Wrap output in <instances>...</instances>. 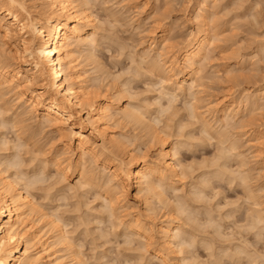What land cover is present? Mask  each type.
I'll list each match as a JSON object with an SVG mask.
<instances>
[{"label": "bare ground", "instance_id": "obj_1", "mask_svg": "<svg viewBox=\"0 0 264 264\" xmlns=\"http://www.w3.org/2000/svg\"><path fill=\"white\" fill-rule=\"evenodd\" d=\"M186 1L192 5L193 3H191V2L194 0H167V1H165L166 2V9L164 7L165 5L164 6L162 5L163 6L162 8H160L161 7V5H160L159 8L162 10L160 11L159 15L156 16L155 15L156 12H154L155 14H153V15L150 14L151 17L155 16V18L157 19V17H158V19L157 20L155 19L156 21L154 20L155 21V23L153 24L154 26H153V28L150 29L154 35H152L153 39L151 41V44L149 45V48L145 47L146 50L142 49V50H144V52L142 54H140L139 52L137 54V52H136L137 50L133 53L131 52V50H129L131 52L130 57L132 55L131 61L134 62L136 60V58L133 57L136 55L137 58H140L139 61H141V63H144L143 61H145V63H146V64L144 63L145 65H148V64L150 65V66L148 65V67H149L148 68L145 65H144V67H141L143 65V64H141L140 65V67L142 68L141 69V68H139V62L138 61H137L138 64H136L137 66L135 65V62L133 63L134 64L133 65L130 61V64H132V66H134L135 68L133 67V69H134V71H133L131 69L132 68L131 65L128 64L130 66L131 70H129V72L127 71L126 73H127V75L129 73H131L130 74V75H132L131 79L134 78V80H135L137 78V77L135 78V76H138L136 73L139 74V72H140L141 74H143L148 69V71L151 70L152 72L156 73L158 75V76L157 75L156 76L159 77L158 79L161 80V81L160 80L158 81V79H157V81L160 82V84H162V87H161V85L159 86L158 85L159 83H157V82H156L157 84L153 83V86L150 87L154 90L155 93L158 90H157V88L154 89V87H160L163 89V90H161L162 93L160 92L161 96L160 97L158 96L159 97L158 99L152 98V100L154 99V102L150 103V101H152V100H150V101H148V100L151 97L145 98V99H147V102L144 101L145 99L141 102L142 94H144V96H145V94L146 93L148 94V92L144 91L146 93H142V94H139L137 92L134 93L135 91H133V87H130L131 84H129V86L128 85L126 86L123 84V82L126 84L127 81L126 82L124 81L126 79H124L122 82H120L121 85L123 86V88L121 86L122 89L117 88V87H116L117 88L116 89L114 87V85L116 86L117 79H119L121 76L116 77V83L114 81L115 84L113 83V89H112L113 91H115L114 90V88H115L116 92L118 94H120L119 99H116L118 96L117 93H115V94L113 93V95H110L112 92L110 94H105V92L107 93L109 91L105 90L103 92L102 90H104V89L101 90V88H102L101 84H97V85H101L100 89H99V88H95V86H97V85H94L93 83H91L94 79L96 80L95 82H98L102 78V77L99 78L100 77V76H98L99 74L96 77L95 74H97V73H94V71H92V69H90L91 72H93L95 75V77L93 79H90V78H92L93 75H91V74H93V73H90L89 69H88L89 66L96 65V62H98L97 64H99V65L102 64L101 63L102 61L100 63H99V61H97L98 57L96 56L99 53L98 50H96V49L99 47V45L101 46V44H99L98 46H97V44L99 43L98 41H101V39L98 40V36H97L100 34H97L98 33L97 29L99 27L95 23L96 19L93 16V15H95L92 11L93 10L92 7L93 6L95 7V3L93 1L92 2L94 5H92L91 0H0V34L2 35L1 37H3V39H1V38L0 39L4 41V44H2V42L0 44V129H1L0 130V264H87L88 262H90V261H88L89 259L87 257H86L88 259L87 261H84L86 259L85 257L83 259L81 258V252L84 250L83 245L81 248H78L79 251L76 250L77 249L76 246L80 247L81 243H80V245H76L77 243H75L76 242L75 239L81 238L82 236L76 237L74 239L73 234H75V236H77L79 233H77V234L74 233V229H78V230L80 229L81 230V228H83L84 226H85L84 228H86V229L84 230V228H83L81 230V232L85 231V233H86L87 228L89 229L88 231H92L91 225L94 223H91V221H92L91 217L93 218V216H94L93 212L97 211L99 213V215H101L100 214L101 210H100V212L98 209L96 210L97 207L99 208V205H98L99 203L97 202L98 204H96V202H94L97 199H101L103 201L101 203L102 205L100 204V206H102V207H100V209L103 208V210H104L103 211L104 214L103 213L102 214L104 216H106L107 215L106 212H108V215H107V217H104V218H102L103 215H101V218H98L99 215L98 216L95 215L97 217H95L93 219L94 221H92V222H95V219H96L97 223L100 222L102 224L104 222V220L106 222L105 218L108 219L107 222L109 220L111 221V223H110V221L108 222L111 224V225L110 224L109 225L112 227L111 228L112 230L110 229V231L115 232L118 236L124 235V237L122 239V243H120L121 241L119 238H116V239H118L116 241H118L120 245L123 244V245L130 246L132 244L131 245L132 247H129L130 249L127 248L128 250H130V252H129L130 256L134 258L132 260L130 257V259H129L130 262L131 261L133 262L135 260V257H136L137 258L136 260L137 261L139 260V262H138L139 264L146 259H148V261H150V262L159 260V262H160L159 264H171L168 262V258L171 255H173L172 257L174 259H176V258L179 260L181 259V261H187V260L189 261L193 258L195 259V257H197V261H198V260H201L202 258L198 259L200 254H197L199 256H196L195 253H198V251H196L195 249L199 244L202 243L204 245L203 247L204 248L206 247V249H208V250H206L207 251L206 253L209 254L208 256H210V257L213 256L214 257L213 260L215 259L214 261H216V257H217V260H218L217 262H220L222 264V262H221L222 260L220 259V256L223 254L225 255V253L222 252L223 254H221V253L216 252L217 249H220L219 247L221 244L219 245V247L218 246L216 247L215 245H218L220 242L218 244L216 243L213 245V243H215L213 241H217L218 239L212 240L211 238L213 236L212 237L210 236L211 237L210 238L207 234L209 231L204 233L203 229L200 228L198 230H196V229L194 230L193 229L194 227L191 228L193 230H191V229L189 230V228H187V226H186L187 222L191 221V223H194V224L197 223V224L202 225V226H203V224H205V227H203V228H206V226L209 228V226H211L209 229L214 228L213 229L214 231H212V234L214 232L215 234H217L218 237H219V235H221L220 238L222 237V234L224 232H225L224 234H226V231L222 230V228H224V226L222 227V225H223L222 224L223 223L222 217H221L222 218L221 221H220V219L218 220L214 216V214H211L213 212L211 210H206L204 212L205 215H200V213L203 212L202 210L201 211L198 210L201 206L198 207V205H197L198 209L196 208V206H195V208H194V206H192L193 201L196 202V200H200V202H201V199L207 200L206 199L207 197L210 198V194H209L210 191L207 192V186L209 185L208 186V188H209L210 185H213L215 183V182H212L213 178L211 176H213V175L222 176V178L228 177L229 179L227 178L226 180H230L229 182H231V183L232 182H234V183L238 182L247 188L249 195L254 200L253 203L255 204V206L251 208L252 210L250 209L252 212L250 214L248 213L250 216H249V218H247L249 220V223H248L249 227L247 226V228L256 229V230H254L255 236L256 235L257 236L262 235L259 233V230H261V228L264 227V208L259 207L260 206L259 204L262 203V201H260L261 193L259 194L260 189L262 187H260V189H259V187L256 185L257 188L259 189L258 190L256 187H254L255 184H254V186H252L253 183L250 184L251 183L250 181L252 180L253 175H255L252 172L253 169H255V167H254L255 164H259L258 162H260V163L264 162V148H263V146H264V129H260V128L257 129L255 127V125L258 123V120L260 119V117L262 115V112H264V110H263L264 109V84H262L263 87L259 86V88H256L255 90H253V88H252L253 91L248 89L249 91H251L249 93H248V90H247V92L244 91L246 93L244 95L242 94L243 97L240 94L241 92H239V94L242 97V98L241 97L240 98L242 100L240 98H239V100H237V99L232 97L233 95L235 97L236 94H233L231 96L232 97L231 99H229L230 96H228V98H227L226 95H225L226 98H220L219 97L216 99H212L214 97L210 98L211 94L213 95L214 92H215V95L219 94V93H216L215 90H214V92H212L213 89H215V87L217 88V90H219V89L222 90L225 87V86L224 87L222 86V88H221L220 85H218L221 83V81H223V80H219L220 82H216L215 84L211 83V85L217 84L215 87L211 86L208 83L210 85V88L213 87L212 90H210L208 87V90H210V92L206 90L207 88L205 89V91L207 93L208 92L210 93L209 96L207 95V93L205 91H203L206 93L207 98H209V100L207 101L205 94H204L205 98L204 97H203L204 99L202 98V96H201L202 93L200 95V92H202V90H204V87H203V85H201V83L205 84V82H209V81H206L207 78L204 77L205 74L207 75L209 73L207 75V77L208 76L212 77V76H210V74L212 75L214 70H215L214 73H216L215 67H217V69H218V67H220L219 65H221V64H219L216 66V63L218 64L217 61H216V63H214L215 62L214 60L216 59L215 58L216 55H215V57H211V56L215 54V51H217L216 49H218L220 46H222L223 39L224 38L226 39L229 35L227 34V32H225V33L223 32L224 34L221 33L224 29L223 30L221 29V31H218L219 29L217 30L218 33L220 32L221 34L220 33L218 34L217 31L213 32V30H216V28H217L216 23L218 24L221 21L224 24V22H225V20H223V17L221 16V14L218 13V11L222 12V13L224 12L223 10L220 11L222 9L221 8L222 4L220 3V0H217L216 1L217 3H215L214 0H213L214 3L211 2L212 0H210V1H208V0H196V1H194L195 7H194V5L191 6L189 4L191 7H194L193 9L195 10V13H196V16H193L196 18V19L194 18V21L195 20L197 21V24L194 25V26H196V28L192 29L190 27L192 29L191 32L189 31L190 34H187L188 37L184 41H182L181 43L180 42L178 43L176 41H173L174 42L173 43L171 40H173L176 37V35H175V37L173 36V38H171V36L174 33L173 30H175V29H172L173 33L171 32L172 34H170V36H169L167 34V31H168L167 29L169 27L167 29L160 28V27L162 25H164L163 27H165V24H167L165 20L168 21L167 18H169V20L171 19L170 13L173 14V11L175 10L174 7L177 8V6L179 4L181 6L182 3L186 2ZM223 1H222V3H223ZM259 1H257V3L261 5L262 4L261 2L263 0L260 3H259ZM209 2H211V4L213 3L214 5L217 4V6L215 5L216 6L215 7L212 4L215 7L214 8L212 5H210ZM240 2L242 3V1H240ZM90 3H91V5H90ZM236 3H239V2H236ZM257 3H254V4L256 5ZM163 4H164V2H163ZM258 4H257V6H255L256 8L254 11H257ZM183 5H184V7H183L184 10L189 9L188 5H187L188 9H187V7L185 8L186 4H183ZM218 5H220V8H221L220 10H219ZM225 5H222V6L224 7ZM239 5H240V3H239ZM251 5L254 7V5L252 3H251ZM262 5L259 6V8L261 7L260 9H262ZM239 7H241V5ZM91 8H92V10H91ZM211 8H212V10H213V8L214 9L218 8L217 9L218 10L217 11L218 16H221V17H219L220 19H218V22H217L218 16L215 13L216 10L211 11ZM227 8H229V7H227ZM232 8H231V10H232ZM259 8H258V10H260ZM158 9H156L157 14L159 12ZM226 9H224V10L226 11ZM263 9H264V5H263ZM109 10L111 11V8H109L108 11ZM113 10H115V9H113ZM171 10H172V12H170ZM237 10L240 11V9H238V8H237ZM191 11H193V10H191ZM233 11H234V9H233ZM251 11H253V10H251ZM260 11H263V10H260ZM161 12H164V14ZM227 12H229V10H227ZM236 12H234V13H236ZM115 13H116V11H115ZM234 13H231V11H230L231 16L229 15L227 17H233ZM256 13H258V18H256L257 15L256 14L253 15V13L251 16H253L254 19H252L251 16H249V17L252 20L256 19L255 20L256 22L255 21H253V22L258 25V22L262 21L263 18H261V20H260V17H262L261 16L262 12L257 11ZM116 14H115L114 18H118ZM215 14L217 17H214ZM227 14H229V13H226V15ZM240 14H242V12ZM108 15L106 14V16H108ZM111 15L112 16L114 15V11H113V13H111ZM111 15H110V18H111ZM236 15L238 16L239 14H236ZM122 16L123 15L119 16V18ZM240 17L242 18V15ZM246 17H248V15ZM114 18H111V19L114 20ZM189 18L191 19V17H189ZM179 19H181V18H179ZM179 19H177V20L175 19V21H177L176 23H179V21H180ZM232 19L231 20L228 19V21L226 19V22L229 23L230 21H234L236 19V17H234L233 20ZM116 20L117 19H115V22H116ZM212 20H213V22H211ZM214 20L216 23L214 22ZM238 20L241 22L240 19H237V21L235 20V23L234 22L233 23L230 22V23L231 24H237L239 22ZM257 20H260V21H257ZM119 21H120V19H119ZM253 22H252V24H250V26H252V27L254 24ZM141 23L142 22H140L139 25H141ZM194 23H196V22H194ZM214 23H215V25H214ZM228 23H226V24H228ZM263 23L264 22H262L261 25H263ZM174 24H172V25H174ZM223 24H222V28H223ZM239 24L240 23H238L237 27L236 26H234V27H236V28L240 27ZM241 24H243L244 26L246 25V24H244V22L243 23L241 22ZM172 25H171V27H172ZM243 25H241L240 29L243 28V30H244ZM250 26H248V27L250 28ZM248 27H247V29H248ZM252 27L250 28L252 31L250 33H253L254 32L253 30H255L256 28H259L257 26L255 29H254L255 26L253 28ZM172 28H174V27H172ZM219 28H221V25H219ZM237 30H238L237 32H239V28ZM257 30H255V31H257ZM226 31H227V29H226ZM159 32H160V34H159ZM226 34H227V36H223L224 38L221 36L222 39H219V42H216L217 45L218 44L220 45L222 43L220 46L218 45L219 47L217 48V46L215 44V40L217 39V37L220 38L219 35H226ZM245 35H246V33H245ZM255 35H256V33H255ZM248 36H249V33H248ZM259 36H260V34H259ZM259 36L257 35L258 38H259ZM110 37H112V36H110ZM254 38L257 41L258 38H256V37H254ZM254 38H253V40H255ZM225 39H224V41L226 42L227 40H225ZM229 39H231V38H229ZM235 39H237V38L235 37L234 40ZM261 39L263 40V37ZM234 40L232 42L236 41V40L235 41ZM241 40H243V39H241ZM251 40H252V38H251ZM262 40H261V42H264V40L263 41ZM216 41H218V39ZM229 41H231V40H229ZM117 42H119V41H117ZM225 42H224L223 46H226ZM261 42L259 40L258 43L260 44ZM119 43L123 44L121 42H119ZM256 43L254 45H256ZM120 44L117 46H120ZM124 44H126V43L124 42ZM127 44L129 45V43H127ZM228 44H229V42H228ZM228 44H227V46H228ZM232 44H235V43H231V47H232L231 50L233 51V47L235 48L236 44H235V46H232ZM121 46H123V45H121ZM244 46H242V45H241V47L238 46L239 48L237 47L236 50L234 49L235 51H233V52H236V51L240 52ZM253 46L251 44V48H253ZM257 46H258V44H257ZM7 47H9V48L7 49ZM125 47H123L124 50H125ZM214 47H216V49ZM262 47H261V50L263 49ZM130 48H131V46H130ZM222 48H223V52H224L225 47H222ZM214 49H215V51H214ZM219 49L221 50V47ZM239 49H241V50H239ZM84 50H86V52ZM121 50H119V52H123L124 54L126 53V55H129V54H127L128 48H127V50H125V52L121 51ZM151 50H154L155 52H157V54L154 55L155 52L153 51L154 52L153 53ZM261 50H260V52L257 50L256 53L254 52L255 54L252 53L253 56L255 57L258 55V59H260V58L262 59V56L259 55L263 52ZM96 51H97V54H96ZM226 51L227 50H225V54L228 53V52L226 53ZM82 52L83 53L85 52V54L87 53V55H85V58L87 59L88 62L85 61L86 62L85 65L81 67L79 64L80 60L78 61V59H79L78 57H79V55L83 54ZM151 52L153 55L151 54ZM218 52H216V54ZM220 52L223 53L222 50ZM242 52H240V53H242ZM247 52H249V51H247ZM80 53H82V54H80ZM240 53H238V52H237V54L228 53L227 55L229 57H230V55H232L233 56L232 58H235V57L239 56ZM223 54H219L221 56L220 57L217 56V57H219L220 60L218 58L216 60L221 62L222 61L221 57H224L228 61L229 57H227V55L224 56ZM250 55L249 56L247 55L248 57H250V58H248V57L247 58L252 60ZM98 56H99V54H98ZM259 56H260V58H259ZM239 57H241V56H239ZM133 58L135 60H133ZM255 58H256L258 63L255 60H253L252 62H255L259 68L261 67V69H263L262 66H259V65L262 64L261 62H263L264 59H262V61H260L257 59V57H255ZM244 59H241V60H244ZM207 60H209V61H207ZM210 60L214 61V62L212 63V62H210ZM230 60H231V58H230ZM238 60H239V58H238ZM83 61H82V63H83ZM247 61L245 60V62H247ZM91 62L93 63V65H90ZM209 62H210V64L215 65V67L212 65L214 68H213L212 72L210 70L211 73L208 71L210 69V67L212 69V66H210ZM224 62L225 61L222 62L224 65H227V66L230 65L228 63L225 64ZM249 62L250 61H248V63ZM80 63H81V61H80ZM240 64H242V62ZM243 64H245V63H243ZM87 65H88V67H87ZM208 65H209V67H207ZM235 65H237V64H235ZM256 65L251 64L250 66H253V67L255 66L254 68L257 69V73H258L259 71H261V69L258 70ZM129 66H128V69H129ZM223 66L221 65V67H223ZM238 66H239V64H238ZM243 66H241V67H243ZM105 67H107V66L105 65ZM136 67H138L137 69H139L140 71H138L136 69ZM145 67L147 69H145ZM206 67L208 68V70H206L207 69ZM34 68H35V70H33ZM91 68H93V67H91ZM97 68H98V66L97 67L95 66V69H97ZM99 68H101V66ZM99 68L97 70L101 74L102 70L100 71ZM124 68H126V67H124ZM228 68H226V69H228ZM95 69H93V70H95ZM101 69H103V68H101ZM108 69H105V71L103 70L102 72H105L106 74H107V72L109 73V71L111 72V70H108ZM135 69L137 72H135ZM143 69H144V72H143ZM221 69H219V71H221ZM226 69L223 68V70H226ZM234 69H236V68H234ZM242 69H243V71H241ZM242 69H240V72H237L238 70L236 69L235 72H237L236 73L237 75L234 74V76L232 74L230 75V73H232V71L234 72V70H232V69L226 70L227 71V74H226L227 77H226V75H223V73H226V71L225 72L221 71L222 73H220L217 70L218 73H220L221 75L216 73L218 77L216 76L217 79L214 77L215 81L220 79V77H222V76L226 77L227 80L229 79V80L233 81L234 79L244 77L243 75H248V77L250 79L251 78H257L260 81L262 80V83H264V81H263L264 77L262 78V76H264L263 73H262V75L260 73V76H261V78H260V77H258L259 73L258 74L256 73L257 75L254 74L255 69L254 70L252 69V71L254 73L252 71H249L250 69L246 70V72H247L246 74H244L245 73L244 68H242ZM30 70H33V71L31 73H29L28 71H30ZM124 71H125V69H124ZM148 71L146 72V74L144 73L145 77L148 75L147 74ZM205 71H208V73H205ZM248 71L252 72V73H249ZM126 73L123 74L124 75V76H122L123 78H125ZM133 73H135L136 75L134 74V76H133ZM154 73H152V75H153L152 77L155 76ZM248 73L250 74V76ZM88 74H90L91 77ZM114 74L115 73H113V75ZM141 74H139L140 76H138V77L140 78L142 76L144 78V76H143L144 74L143 75H141ZM150 76H147L146 78H148V77L151 78ZM114 77H113V80L115 79ZM129 77L130 76H128L126 78H128V80H130ZM157 77H155V78H157ZM36 78H41L43 80L42 83H38V85L41 84L40 87H38L36 85H35L36 87H33L34 86L33 84L36 83ZM96 78H98L99 80ZM146 78H144V79H146ZM201 78H204L205 80L201 79ZM212 78H210V79L208 78V80H210V82H211ZM223 78H221V79H223ZM226 78H225V80H226ZM246 78H247V76H246ZM249 78L247 79V80H249L248 83H250ZM213 79H212V82H213ZM244 79H242V80L245 81L246 79L245 80ZM257 79H251V80H257ZM155 80L156 79H154V81ZM200 80H203V81L200 82ZM238 80L241 81V79H238ZM238 80L236 82H238ZM228 81H226V82H228ZM231 81H229L230 84L233 83V82L231 83ZM260 81L257 80V82H260ZM145 82H148V79H147V81L145 80ZM234 82H235V80H234ZM118 83H119V81H118ZM129 83H130V81H129ZM134 83H136V81ZM224 83L225 82H223L222 84L224 85ZM148 84H149V82L147 83V85ZM208 84H206L205 87H207ZM226 84L229 85L228 83H226ZM244 84H245V82H244ZM118 85H120V84H118ZM200 86H202L203 89ZM240 86H242L241 83H240ZM103 87H104V85H103ZM109 87H110V85H109ZM124 87H128V88L130 87V88L128 89V88H124ZM253 87H255V86H253ZM110 88H112V86ZM229 88L230 89H227V88L226 89L224 88V89L227 91V90H231L232 87L229 86ZM240 88H242V87H240ZM130 89L133 91V93L131 91H129ZM107 90H110V89L108 88ZM243 90H245V88H243ZM150 91H149V93H153V91H151V92ZM223 91H221L220 95L226 94V92L224 91L225 93H223ZM102 92H103V95H101ZM158 93L159 92H157L156 94H158ZM232 93H234L233 90H232L231 94ZM235 93H236V91H235ZM133 94H138L137 96L140 99L136 95L133 96ZM231 94H229V95H231ZM237 94H238V92H237ZM10 95H12L13 98H15V100L18 104V108L15 109L16 104L15 105L11 104L13 102V100L11 99L12 102H11V100H9L11 98ZM180 95H184L183 97H185V104H184L183 103L184 100H182L183 97L181 96L182 97L181 100L183 101L182 105H185L184 110H183V106L179 105L181 103L180 102L181 100L179 98ZM122 97H125L126 101L121 102ZM134 97H136V99L139 101L135 100ZM189 97H190V99H188ZM114 98H115V100H113ZM123 99L124 98H122V100ZM15 100H14V103H15ZM116 100H118V101H116ZM156 100L157 101L159 100V102H160V100H163L164 103L163 104L160 103L161 105L158 106L157 104L159 102H156V104H154ZM202 100H203V102L206 101V103H203ZM114 101L119 102V103H115ZM177 101L179 102V104L177 103ZM137 102H139V103H137ZM143 103L147 104L146 106H151V108H152L153 104H154L153 106H155V105L158 106L159 109L156 107L155 111H158V114H161V112H163L161 114L163 116H164V114L166 115L167 110L168 111L170 110L171 112L173 110L172 116H170L172 114L170 111L169 112L171 114H168L169 112H167V115H166L169 118L168 121L170 122V124L173 123V124H171L173 126L170 127L169 122H167V120H165L166 118H164V117L162 118V116H161V118L163 120H161V121H164L162 123H165V124H163V125L159 124L158 122L160 121L159 120L160 117H158V114H156L154 111V115H153L152 109L150 107L144 106L145 104L142 105ZM175 103L178 104L177 108L179 109V111L176 109ZM150 104H152V105H150ZM174 106H175V108H173ZM171 108H173V109H171ZM246 109H251L250 112L248 111L249 112L248 115L246 113ZM261 109L263 111H261ZM181 110L186 112V113L182 112ZM244 110L246 113L245 116L246 117L249 116V119L245 118V116L244 117L242 116V114H245V113H243ZM256 111H258V112L260 111L259 113H261V114H259ZM29 113L32 114L33 116L29 115ZM155 114L157 116H155ZM168 115L171 118L176 117L175 118L176 120L174 118L172 120ZM174 115H176V116H174ZM185 115H186V117L191 118V119L187 118V120L188 119L192 120L191 123L190 122H188V124L185 123L186 122ZM262 117H263V115H262ZM192 118L195 119L194 122L197 121V123H194ZM257 118H259V119H257ZM182 121H184L186 126L182 123ZM129 123L130 124L132 123L133 125H137V126L139 125L138 127L135 126L137 129L134 130V131H136L135 132L136 135H135L134 139L132 136L128 135L129 133H131L133 131V130H131V128L134 129L133 126L131 127L129 125ZM193 123L197 124V125L199 124V125L198 126L195 125L192 127L190 124H193ZM263 123L264 122H262V124ZM119 124H121V125H125V124L127 125L128 124L130 126V129H128L129 127L126 125L124 126V129L122 128L123 126H120V128H122L124 130V132H126L125 130L127 127V129H128L127 132H129V133H127V134L122 133L121 134V133H119L120 131L117 132L118 127H115V126L119 125ZM156 124L159 126H162V128L156 126ZM166 124H168V125L166 126ZM258 124L262 126V124H260V122ZM164 126L168 127V128L174 127L172 129V132H171L172 135H171V133H168L167 130H163L165 128ZM196 126H197V128L199 127L198 133L200 132L199 133V134H201L200 136L197 135L198 133L196 130H198V129L197 128L195 129ZM256 126H258V125H256ZM139 127L141 128L139 130H141L143 132V133H141V131H139L141 134L140 137H143L144 135H146V136H144L145 138L147 136L150 138V139L148 137L146 138V140H148L147 145L144 144V142H146L144 138H143L144 139L143 142L136 139L137 136H139L138 132H137ZM157 127L163 131H157L158 130ZM186 127L188 129H190L189 127L194 128L196 132H193L194 130H192V129H190L189 131L188 130L186 131V129H187ZM251 127H254L253 128L254 130H252L253 132L248 133L249 130L251 131V129H252ZM4 128H6V129H4ZM8 128L13 130L14 136L12 135V137H11V134H10V138H7L8 136H6L7 134L9 135V133L12 132V130H10ZM120 128H118V130H120ZM2 129L6 130V131L8 129L9 133H7L5 135L6 131L3 132ZM244 129L245 130L247 129V130L244 131ZM129 130H131V132ZM134 131L132 133L133 135L135 134ZM118 133L120 135H118ZM163 133H166V134H163ZM194 133H197L196 137L199 138V139L197 138L198 140L196 139ZM246 133H248V135H249V137L247 139L248 144L244 141V137L242 138V135L245 136L244 134H246ZM132 134H130V135H132ZM164 135H167V137L170 136V137H168L169 139ZM248 135L246 134V136H248ZM97 137H101L100 138L101 142H99ZM131 138L134 141H135V139H136V141H139V144L138 143L135 144V142H133V140ZM214 138L217 140L216 145H218V150H216V152H218V154L212 153L215 155L214 159H216V160L212 159L213 162L209 165H210V169L215 164H216L215 167H217V168H213L212 171H208V170L203 171V173L201 175V176H203L202 177V179H203L202 183L203 184L201 183V185H200V183H199V186L196 187V186H194L196 183L192 182L194 185L193 184H192L193 186L190 185V189H189L188 193L187 192L184 193L183 192L185 190L184 185L186 182L183 180V176H185L186 170L195 168V166L198 165V163L196 165L193 163V161H190V163L188 161V164H185V165L183 163H181V162H183V160L182 159L180 160V157H179L182 154L181 150L183 152V150L185 148L184 146H187V148L189 147L191 149V148H193L191 146H195V145L201 146L202 144L206 145L205 143H208L207 140L213 141ZM242 139H243V141H242ZM245 139H246V137H245ZM140 142L144 144L145 147L142 144L141 145L145 149L141 148ZM242 142H245V144L249 145V146H247L249 148L247 150L248 153L244 151L245 150L244 149L245 144ZM156 144H159L158 145V151H157L158 153L157 154L155 153L156 155L154 156V155H151V148L157 146ZM130 145H132V146L130 147ZM241 145H244V147ZM203 146H201V147L203 148ZM182 147H184V148H182ZM240 147L241 148L243 147L244 150L241 149ZM194 149H196V148H194ZM250 149H253L252 152L249 151ZM23 153H26V154L24 155ZM69 153H70V155H67ZM29 154H30V156L28 158ZM233 157L234 158L238 157L236 159H239V167L237 165V169H235L236 167H234V168H230L231 171H228V169H227L228 164L231 163L230 161H231V158H233ZM206 158L204 157V159L202 161L203 163L200 162L199 164H201V163L204 164V160ZM211 158L210 159L207 158V160L210 161ZM251 161H253V162H251ZM249 162L254 163V166L251 167L253 169H251L252 171H250V172L247 171V170H250V168L248 167L249 168L248 169L246 167V165H252V164H249ZM195 163H196V161H195ZM207 163H209V162L207 161L206 165H208ZM209 165H208L207 169H209ZM198 166L200 167V165H198ZM184 167L187 169H185ZM70 171L73 172V175L74 174L76 175V177H77L76 183L72 184L71 181L68 183L66 182V180L68 181V177L70 176V173H69ZM193 171H195V170L193 169ZM254 171L256 172V170H254ZM259 172H261V171H259ZM259 172H257V173H259ZM189 174H187V176ZM259 174H258V176H260ZM186 177H184V178L186 179ZM239 179H240V182L237 181ZM194 180H196V179L194 178ZM214 180H216V179L214 178ZM45 182L46 183L48 182L47 184H49V186H47L48 187L47 189L45 187V185H46ZM221 182H220V184H221ZM44 183H45V185H44ZM181 183L184 184L183 185L184 187L181 185ZM210 188H214V185L211 186ZM132 189L136 190L134 194H132ZM67 190L71 191V194H70V195H72L71 198L72 199L75 198L76 203L73 202L69 198V194H67L68 195L67 196L66 194L63 193V192L69 193V192H67ZM247 190L245 189L244 191H247ZM39 191H41L43 193L42 194L40 193L41 199L40 200L38 199L39 200L38 201L36 198V194H38ZM211 191H213V189ZM93 192H94L93 197H95V199L93 198L94 201L88 202L89 197H91V195H92L90 193H93ZM222 192L223 191H221V193ZM262 192H264V191H262ZM214 193L217 194L216 192H214ZM191 194H193V196ZM53 195L54 196L59 195L58 198L61 200L62 204L59 203L60 200L58 199L59 200L58 205L59 206H60V204L62 205V207L60 206L61 210H63L62 208H64V207L66 208V207L73 206V204L75 203V208H71V210H69V211L73 213V211L76 210V212L79 211L78 213H81V212L82 213L81 214L76 213L77 214L76 216H75V214L74 215L72 214L73 217L67 216L66 213L63 214L64 212H66V210L64 209L63 213H62L60 208L59 209L55 208L54 203H53L54 206L53 205L50 206V205H48L49 203L48 204L43 203L45 201L40 202L41 200H45V199L46 200H49L50 198L53 199ZM73 196H75V197H73ZM77 197L79 200H76ZM134 197L140 199V201L143 203V207H141V208L139 207L138 208L139 210L137 209L139 204L135 205V204H137V202L134 201L135 199L133 200ZM67 198H69L70 201ZM87 198H88V201H87ZM251 198H250V200H251ZM55 199L56 198L54 197L53 200H55ZM62 199H64V200H62ZM212 199H213V197H212ZM58 200H55L53 202H56ZM132 200L135 203L134 209H133V203H132L133 201ZM210 200H211V198H210ZM71 201L73 203V204L71 203L72 205H70V203H69ZM156 201L160 202V204H162L164 207L158 206V205H160L159 203H157L158 205H156L155 204ZM65 202L69 203V206H67V204ZM93 202L96 205L93 204ZM203 202H205V201H203ZM211 202H212V200H211ZM236 202L238 203V201H236ZM152 203L154 205H152ZM206 203H209V201L208 202L206 201ZM64 204H66V205H64ZM90 204H93V206H91ZM169 204H172V206H173L172 209H170L168 207V206H170ZM197 204H199V203H197ZM58 205H57V207H58ZM84 205L87 206L85 208V210L83 208ZM151 205L153 207H151ZM155 205H156V207L158 206L159 208H156ZM222 205L223 204H221L220 206H222ZM230 205H232V204H230ZM172 206H170V207H172ZM241 206H243V205H241ZM261 206L263 207V205H261ZM135 207H136L137 211H135L136 210ZM166 207L170 209V211H169L170 217L167 219L165 217V215H169V213H165L164 214V217H165L164 220H160L161 222L158 223L157 220L159 218L155 217V219H157V220H155L154 218H152L153 217L152 214H153V212H155V214L157 212H160V209H161V212H163L162 209H165ZM151 208H153V209L155 208V209L152 210ZM201 208H204V206ZM225 208H226V206H225ZM238 208H239V205H238ZM247 208H249V207H247ZM72 209H74V210L72 211ZM215 209H217V207ZM219 209H221V208L219 207ZM223 209H224V207H222V211H223ZM156 210H157V212H156ZM69 211L67 210V214L69 213ZM151 212H152V214H151ZM230 212H229V215H231L234 218L233 212H235V211H233L231 214H230ZM248 212H249V210H248ZM221 213L222 212H220L219 214H221ZM157 214H159V213H157ZM150 215H152V217ZM181 215H183V218L181 217ZM234 215H236V214H234ZM179 216L182 218V221L184 220V217L187 219L183 222H179L177 219V218H179ZM74 217H79L78 219H80V221L78 220V221L74 222ZM225 217L227 218V215H225ZM218 218H219V216H218ZM235 218H236V216H235ZM98 219H99V221H97ZM152 219H154V220H152ZM179 220H180V218H179ZM42 221H43V223H42ZM76 222H79V224H81V226L78 223H77V226H75ZM71 223H73V224L75 223V224L72 225ZM100 223H98V224H100ZM191 223H189V224H191ZM231 223L233 224V222H231ZM246 223L247 222H245V224ZM98 224H97V226H98ZM104 224H107V223H103L101 225V227L104 226ZM95 225H96V223H95ZM71 226L74 229H72L70 232ZM97 226H95L96 228L93 227L94 229H93L92 233L93 232H97V233L101 232L100 229H102V228L100 226H99L100 228ZM107 226L108 225H106V227ZM79 227H81V228H79ZM89 227H91V228H89ZM232 227H230V228L233 229ZM241 227H243V226H241ZM45 228H48V229H45ZM67 228L69 230H67ZM105 228H103L104 231L102 230L103 234H105ZM238 228H239V226H238ZM244 228H245L244 230H246V231L249 230L246 227H244ZM44 229L48 230L49 232L53 231L54 234L52 237L54 238V240L52 237H51L52 239H50V241L53 240L52 243L48 241V238H44V235L42 233V231ZM95 229H96V231H95ZM252 229L250 231H253ZM262 229H264V228H262ZM201 230H203V231H201ZM226 230H227V226H226ZM240 230H242V229H239V230L237 229L235 231H240ZM205 231H206V229H205ZM230 231H229V234H230ZM75 232H76V230H75ZM107 233L109 234V231ZM93 234H96V233H93ZM227 234H228V232H227ZM229 234H228V236L231 235V234L230 235ZM50 235H51V233H50ZM89 235L87 234V236H89ZM98 235L100 238L101 234H98ZM236 235H237V232H236ZM106 236H108V235H106ZM224 236L226 237V235H223V238H224ZM231 236H230L231 241H232V239H233V241H235L237 238H239L240 235L236 239H234L235 234H234V238H233V234ZM97 237L98 236H94V238L91 240L96 239V241H97L99 239V238L97 239ZM110 237H108V238H110ZM241 237H242V235H241ZM104 238L105 237H103V239ZM108 238L106 237V239H108ZM120 238H121V236H120ZM223 238H222V240H223ZM243 238H244V235L241 239H243ZM213 239H216V238L214 237ZM224 240H223V242H224ZM116 241H114L112 243L115 244ZM123 241H124V243H123ZM107 242L109 243L110 241H107ZM238 242L244 243L247 241L240 240ZM108 243H106V244H108ZM154 243L155 244L157 243L158 245L154 246L155 245ZM226 243H228V242H226ZM231 243H233V242H231ZM254 243L255 242H252V244H254ZM54 244L55 245L57 244V246L59 245L60 248L54 252L48 251L52 247L51 245H54ZM116 244H117V242H116ZM133 244L136 245V247H133L134 246ZM103 245L105 246V243ZM103 245H101V246H103ZM243 245L244 246L247 245V247H248V244H246V243ZM250 245H251V243H250ZM90 246H91V244H90ZM95 246H97V243H95L93 248ZM236 246L237 245H234L235 248H236ZM244 246L239 245V243H238L237 249L233 250V251H236L238 257H241L243 254L244 255L248 254L249 256H246V257L250 258V256L251 257L254 256L251 259L255 260V256H257V259L259 258L258 257L259 254L257 252H259L261 249L259 251L257 250V252H255L254 250H251L248 247V249L250 250L249 251L246 249L247 247L244 248ZM73 247H76V249H74ZM99 247L100 246L98 244V247H95L94 251L97 252V250H99L98 249ZM112 247H114V246H112ZM96 248H97V250H96ZM250 248H252V247H250ZM256 248L258 249V247H256ZM64 249L69 251V254L65 253V255L66 254L69 255V260H65L64 259L65 255L60 254L62 252L61 250L64 251ZM103 249L104 248H102V250ZM80 250H81V252H80ZM113 250H114V248H113ZM121 250H122V248H121ZM225 250H227V249H225ZM225 250H222V251H225ZM229 250H231V249H229ZM58 251L59 252L61 251V252L58 253ZM91 251H92V249H91ZM218 251L220 252V250H218ZM252 251H254V252H252ZM103 252H104V250H103ZM119 252H120V254H122L123 250L119 251ZM225 252L227 255V251H225ZM230 252H229V254H230ZM106 253H107V251H106ZM106 253L105 254L102 253V255L103 254L105 255V256L103 255L104 259H102V257H100L99 255L98 256L100 257V260H98L99 257L96 258V256H95V259L98 260L99 262L101 261V259L102 260L107 259L106 256L110 252L108 251L107 255H106ZM191 253H193V255L195 257L191 258L192 257V256H190ZM236 253L232 252L231 256H233L234 254L236 256ZM261 253H263V252L261 251ZM219 254H220V256L218 257ZM128 255L129 254H126V256H128ZM180 255H182V256H180ZM262 255H264V254H262ZM262 255L260 256V258L261 257L264 258V256H262ZM84 256H86V254ZM119 256L120 255L118 254V258H119ZM121 256L123 257L124 255L122 254ZM111 257L114 258L112 255H111ZM115 257H117V255ZM243 257L245 258V256H242L241 258L244 259ZM118 258H115V259L118 260ZM125 258L126 257H124V259ZM128 258H129V256H128ZM128 258H126L125 260L128 261V264H130L129 260H127ZM205 258L206 257H204V259ZM263 258H261L260 262L262 260L264 261ZM90 259L92 260V257ZM95 259L93 258V263H94ZM170 259H172V258H170ZM194 259H193V263L195 261ZM210 259H212V258H210ZM240 259H238V260H240ZM116 260H115V263H116ZM125 260H124V262H125ZM140 260H142V261L140 262ZM181 261L179 262V264L181 263ZM204 261H206V260H203V262ZM255 261H257V260H255ZM108 262H110V259ZM113 262L114 261H112V263ZM190 262H192V260L189 261V263ZM257 262L259 263V261H257ZM96 263H97V261H96ZM102 263L103 262L101 261V264ZM115 263H113V264H115ZM126 263L127 262H125L124 264H126ZM145 263H147V262H145ZM183 263L185 264V262H183ZM212 263H213V261H212ZM233 263H234V261H233ZM248 263H253V261L248 262ZM88 264H91V263H88ZM106 264H108V263H106ZM150 264H152V263H150ZM155 264H158V263H155ZM213 264H216V262ZM262 264H264V263H262Z\"/></svg>", "mask_w": 264, "mask_h": 264}, {"label": "rangeland", "instance_id": "obj_2", "mask_svg": "<svg viewBox=\"0 0 264 264\" xmlns=\"http://www.w3.org/2000/svg\"><path fill=\"white\" fill-rule=\"evenodd\" d=\"M92 1L95 3V7L93 6V7H92L93 10H92V8H91V10H92L93 13L95 14V15H93L94 18L96 19V20H95V23H96L97 26L99 27V28L97 27V28H98V29H97V31H98L97 34H100V35H97V36H98V40L101 39V41H98L99 43L97 44V46H98L99 44H101V46L99 45V47L96 49V50H98V52H99V53H98L99 56H98V54H97V51H96V54H97L96 56L98 57V58H97V61H99V63L102 61V62H101L102 64L99 65V64H97L98 62H96V65H94V66H89V67H88V65H87V67H88L90 73H93V72H91V70H90V69H92V71H94V73H97V74H95L96 77H97V75L99 74V75H98V76H100L99 78H101V77H102V78L100 79L101 81H100L98 78H96V79L99 80V81L97 80L99 83H98V82H95V81H96L95 79L93 80L95 83H94L93 81H92L91 83H93L94 85L101 84L102 86H101V85H97V86H95V88H99V89H100V86H101V87H102L101 90L104 89V90H102L103 92H104L105 90H106V91H109V92H107V93L105 92V94H110V93L112 92L110 95H113V93H114V94L117 93V92H116V89H117V88H120V89L123 88V86L121 85L120 82H122L124 79H126V80H124L125 82L127 81L126 84H125L124 82H123V84L126 85V86H127V85L129 86V84H131L130 87H133V91H135L134 93L137 92V93H139V94H142V93H146V92H148V94L146 93L145 96H144V94H142V96L140 95V96H141V102H142L146 97H147V98H148V97H151L148 101L152 100V98H154V99H158V98L161 96L160 92L162 93L161 90H163V89L160 88V87H154V89L157 88V90H158L157 92H159L158 94H156L157 92L155 93L154 90H153L152 88H150V87H152V86H153V83H156V82L159 83L158 85H159V86L161 85V87H162V84H160V82H158V81L160 80V79H158L159 77H157L158 75H157L156 73L152 72L151 70L148 71V69L146 68V67H148V65H149L148 63H149V62L147 63L148 65H145V64H146L145 61H143L145 64H144V63H141V61H139L140 58H137L136 55L133 56V57L136 58V60L133 58V60H135V61H134V62H135V65L138 64V62H139V68L144 67V65H145V66H146L145 69H147L146 72L148 71V73H147L148 75H147V76H150V75H151V76H150L151 78H149V77L146 78L147 76L145 77L146 72H144V69H143V72H144L145 74H144L143 72H142V73H143L144 75L141 74L140 72H139V74L143 75L144 78H146V79H144L142 76L139 78L138 76H140V75H139L138 73H136L138 76H135V78L137 77L135 80H134V78L131 79V76H132V75H130L131 73H129V74L127 75L126 72H127V71L129 72V70H131V69L134 71V69H133L134 66H132V64H133L134 62L131 61V59H132V58H131L132 55H131V57H130L131 52L133 53V52H135V51L137 50V51H136L137 54H138V52H139L140 54H142V53L144 52V50H146L145 47H146V48H147V47L149 48V45L151 44V41H152V39H153V38H152V35H154V34L151 32L150 29L153 28V26H154L153 24H154L155 21L158 19V17H157V19H156L155 16H153V17H154V18H153V17H151V15L155 14L154 12H156V14H155L156 16L159 15L160 11L162 10V9H160V8H162L164 5H165L164 7H165V9H166V2H165V1H167V0H159V1H158V0H100V1H99V0H91V2H92ZM162 1L164 2V4H163ZM194 1H196V0H194ZM194 1H192V2L190 1L191 3H193L192 5L186 1V2L182 3V5H181L182 7L180 6V4L177 6V8L174 7L175 10L173 9V10H174V11H173V14L170 13V17H171V19L169 20V18H167L168 21L165 20L166 23H167V24H165V27H163L164 25H162V26L160 27V28H165V29H167V28L169 27V28L167 29V30H168V31H167V34H168L169 36H170V34H172V33L174 32V33L172 34L171 38H173V36L175 37V35H176V37H175L173 40H171L172 42H173V41H176V42H178V43H179V42L181 43L182 41H184V40L188 37L187 34H190L189 31L191 32L192 29H195V28H196V26H194V25L197 24V21H196V20L194 21V18H195V17H193V16H196L195 10L193 9V8L195 7V5H194ZM208 1H210V0H208ZM214 1H215V3H217V2H216L217 0H214ZM222 1H223V0H222ZM222 1L220 0V3H221L222 5H225V4L227 3L224 7L220 4L222 9L220 8V5H218V6H219V10L221 9L220 11H222V10L224 11L223 13H222V12H219V11L217 10L218 8L214 9V8L217 6V4H215V5H216V6H215V5L213 4V3H214L213 0H212L211 2H213L212 4H213L215 7L211 4V2H209L210 5H212V6L214 7L213 10H216L215 13L217 14V16H218V13H220L221 16L223 17V20H225V22L222 20V21L224 22V24H223L221 21H220V23L217 24V23L215 22V20H214V22H215L216 25H217V26H216L217 28L215 27L216 30H213V32H214V31L216 32L218 29H219L218 31H221V29H222V30L224 29L221 33H223V32H224V33L227 32V34L229 35L227 38H228V39L231 38V39H229V40H231V41H229L227 38L225 39V38L223 37V36H227V34H226V35H219L220 38L217 37L218 41H216L217 39L215 38V39H216V40H215V44H216L217 48L222 44V43L220 42L221 44H220V45L218 44V45H219V46H218L217 43H216V42H219V39H222L221 36H222L225 40H227V41L229 42V44H228L227 41L225 42L224 39H223V44H224V42H225V43H226V44H225L226 46H223V44H222V46H220V47H221L222 52H223V48H222V47H225V48H224V52H223L224 54L220 52V51H221V50L219 49L220 47H219L218 49H216V47H214L217 51H215V49H214L215 54H214V55L211 54V55H212L211 57H215V55H216L215 58H216V59L218 58V59L220 60L219 57H220L221 55H219V54H223L224 56H226L228 53H232V54L235 53V54H237V52H238V53H240V52H242V51H243V52L240 53V55H239V56H241V57L237 56V57H235V58H232V57H233L232 55H230V57L227 55V57H229V58H228V61H229V62H228L224 57H221V60H222L221 62L218 61V60H216V59L214 60L215 62H214V61H211V60H210V62H212V63H213V62L216 63V61H217L218 64L216 63V66L219 65V64H221V65L223 66L224 64H223L222 62L225 61V62H224L225 64H227V63L230 64V65H228V66H227V65H224L226 68L229 67L228 69H232V70H234V72H235L236 69L238 70L237 72H240V69L244 68V72H245L244 74H246V73H247L246 70L250 69L249 71H252V69L255 67V66H254V67H253V66H250L251 64L256 65L255 62H252L253 60H255V61L257 62V60H256L255 57H257V59H258V55L254 57L252 53H254V52L256 53L257 50L260 52L261 47L264 45V42H261V40H262L261 38H262V37H263V40H264V23H263V25H261L262 22H264V9H263V5H264V4H263V3H264L263 1H264V0H263V1H262V0H260V1L257 0V1H259V3L262 1V2H261V3L263 4V5L261 4V5H262V9H260L261 7L259 8V6H261V5L258 4L256 0H236V1H235V0H226L227 2L224 0L225 2L223 1V3H222ZM240 1H242V3H241ZM250 1H251V2H250ZM252 1H253V2H252ZM93 2H92V5H94ZM158 2H159V3H158ZM160 2H161V3H160ZM218 2H219V1H218ZM236 2H239L240 5H241V7H239V6H240L239 3H236ZM144 3H145V4H144ZM146 3H147V4H146ZM157 3H158V4H157ZM251 3L254 5V7L251 5ZM254 3H257V4H258V8H259L260 10H263V11H260V10H258V8H257V11H258V12H262V15H261L262 17H260V20H261V18H263L262 21L257 20V21H260V22H258V25H257L256 23L253 22V21H255L256 19H255V20H252V19H254V17L251 16L252 13H253V15L256 14L257 17H256V16H255V17L258 18V13H256L257 11H254L255 8H256L255 6H257V4L255 5ZM183 4H186V5H185V8H186L187 5H188L189 9H188V7H187L188 10H186V9L184 10V8H183L184 5H183ZM189 4H190L191 6L194 5V7H191ZM233 4H234V5H233ZM90 5H91V3H90ZM112 5H113V6H112ZM145 5H146V6H145ZM160 5H161V7L159 8ZM162 5H163V6H162ZM229 5H230V6H229ZM232 5H233V6H232ZM236 5H237L238 7H237ZM242 5H243V6H242ZM249 5H250V6H249ZM105 6H106V7H105ZM110 6H111V7H110ZM235 6H236V7H235ZM155 7H156V8H155ZM227 7H229V8H227ZM232 7H233V8H232ZM251 7H252V8H251ZM109 8H111V11H110V10L108 11ZM158 8H159L160 10H159ZM181 8H182L183 10H182ZM226 8H227V9H226ZM231 8H232V10H231ZM237 8L240 9V11L237 10ZM249 8H250L251 10H253V11H251ZM94 9H95V10H94ZM113 9H115V10H113ZM156 9H158V11H159L158 14H157ZM163 9H164V8H163ZM224 9H226V11H225ZM233 9H234V11H233ZM235 9H236V10H235ZM245 9H246V10H245ZM139 10H140V11H139ZM191 10H193V11H191ZM213 10H212V8H211V11H213ZM227 10H229V12H227ZM113 11H114V15L112 16L111 13H113ZM115 11H116V13H117V12H118V13L116 14ZM120 11H121V12H120ZM217 11H218V13H217ZM230 11H231V13H234V12H236V11H237L238 13H237V12L234 13V14H233V17H227V16H229V15L231 16ZM110 12H111V13H110ZM152 12H153V13H152ZM170 12H172V10H171ZM191 12H192V13H191ZM193 12H194V13H193ZM225 12H226V13H229V14L226 15ZM241 12H242V14H240ZM244 12H245V13H244ZM139 13H140L141 15H140ZM161 13L164 14V12H161ZM249 13H250V14H249ZM106 14H107V15L109 14V15L106 16ZM115 14L117 15L118 18H119V16L123 15V16H122L123 18L120 17V18H119L120 21H119L118 18H114ZM120 14H121V15H120ZM148 14H149V15L151 14V15L149 16ZM176 14H177V15H176ZM216 14H215L214 17H217ZM220 14H219V15H220ZM224 14H225V15H224ZM236 14H239L240 16L242 15V18L238 15V16L240 17V18H239ZM110 15H111V18H114V20L110 18ZM118 15H119V16H118ZM126 15H127V16H126ZM161 15H162V14H161ZM189 15H190V16H189ZM234 15H235V16H234ZM247 15H248V17L251 16L252 19H251L250 17H249V18L246 17ZM221 16H218V18H217V22H218V19H220L219 17H221ZM106 17H107L108 19H107ZM126 17H127V18H126ZM147 17H148V18H147ZM160 17H161V16H160ZM189 17H191V19H190ZM214 17H213V18H214ZM226 17H227V18H226ZM234 17H236V19H235L236 21H237V19H240L242 23L244 22V24H246V25L244 26V25L241 24V22L238 20V21H239L238 23H240V24H239L240 27H241V25H243L244 30H243V28L240 29V27H238V28H239V32H237V31H238V30H237L238 28H236V27L238 26V23H237V24H231V23H230V22H232V23L234 22V23H235V20H234V21H230L229 23L226 22V19H227V21H228V19L231 20L232 18L234 19ZM237 17H238V18H237ZM179 18H181V19H179ZM187 18H188L189 20H188ZM230 18H231V19H230ZM109 19H110V20H109ZM115 19H117L116 22H115ZM135 19H136V20H135ZM139 19H140V20H139ZM145 19H146V20H145ZM155 19H156V20H155ZM175 19H176V20L179 19V20H180L179 23H180V22H181V23H180V24H179V23H176L177 21H175ZM195 19H196V18H195ZM214 19H215V18H214ZM233 19H232V20H233ZM249 19H250V20H249ZM112 20H113V21H112ZM154 20H155V21H154ZM190 20H191V21H190ZM247 20H248V21H247ZM96 21H97V22H96ZM138 21H139V22H138ZM153 21H154V22H153ZM172 21H173V22H172ZM174 21H175V22H174ZM246 21H247V22H246ZM250 21H251V22H250ZM140 22H142L141 25H139ZM168 22H169V23H168ZM190 22H191V23H190ZM192 22H193V23L196 22V23L193 24ZM211 22H213V20H212ZM245 22H246V23H245ZM252 22L255 24V25L253 24V27L255 26L254 29L256 28V26H257V27H259L260 25H261V26H260L259 28H256V29H255V30L258 29L257 31L253 30L254 32H253V33H250V32H252L251 29H250V28L252 27V26H250V24H252ZM255 22H256V21H255ZM170 23H171V24H170ZM174 23H175V24H174ZM215 23H214V25H215ZM226 23H228V24H226ZM247 23H248V24H247ZM172 24H174V25H172ZM181 24H182V25H181ZM192 24H193V25H192ZM222 24H223V28H222ZM259 24H260V25H259ZM171 25H172V27H174V28H172ZM177 25H178V26H177ZM219 25H221V28H219ZM225 25H226V26H225ZM166 26H167V27H166ZM192 26H193V27H192ZM224 26H225V27H224ZM232 26H233V27H232ZM234 26H236V27H234ZM248 26H250V28H249ZM179 27H180V28H179ZM190 27H191L192 29H191ZM228 27H229V28H228ZM247 27H248V29H247ZM253 27H252V28H253ZM233 28H234V29H233ZM260 28H261L262 30H261ZM172 29H175V30H173V32H172ZM226 29H227V31H226ZM235 29H236V30H235ZM157 30H158V29H157ZM245 30H246V31H245ZM102 31H103V32H102ZM218 31H217V33H218ZM240 31H241V32H240ZM104 32H105L106 34H105ZM171 32H172V33H171ZM187 32H188V33H187ZM213 32H212V33H213ZM242 32H243V33H242ZM247 32L249 33V36H248V33H247ZM175 33H176V34H175ZM219 33H220V32H219ZM219 33H218V34H219ZM221 33H220V34H221ZM224 33H223V34H224ZM237 33H238V34H237ZM245 33H246V35H247L248 37L245 35ZM255 33H256V35H255ZM159 34H160V32H159ZM240 34H241V35H240ZM250 34H251L252 36H251ZM259 34H260V36H259ZM101 35H102V36H101ZM186 35H187V36H186ZM236 35H237L238 37H237ZM254 35H255V36H254ZM257 35L259 36V38L257 37ZM1 36H2V35L0 34V38L3 39V37H1ZM110 36H112V37H110ZM250 36H251V37H250ZM99 37H100V38H99ZM101 37H102V38H101ZM109 37H110V38H109ZM235 37L237 38V39H235L236 41L234 40ZM254 37L258 38V39H257L258 42H259V40H260V42L262 43V44H261V43H260V44H261L262 46L256 41V39H255ZM105 38H106V39H105ZM169 38H170V37H169ZM238 38H239V39H238ZM240 38L243 39V40H241ZM251 38H252V40H251ZM253 38H254L255 40H253ZM1 39H0V44H1V42H2V44H4V41L1 40ZM232 39H233L235 42H232V41H233ZM244 39H245V40H244ZM239 40H240V41H239ZM246 40H247V41H246ZM263 40H262V41H263ZM102 41H103V42H102ZM114 41H115V42H114ZM117 41H119V42H121V43H123V44H120V43L117 42ZM220 41H221V40H220ZM241 41H242V42H241ZM243 41H244V42H243ZM245 41H246V42H245ZM101 42H102V43H101ZM124 42H125L126 44H124ZM176 42H175V43H176ZM249 42H250V43H249ZM252 42H253V43H252ZM254 42H255V43L257 42L256 45H254V44H255ZM117 43H118V44H117ZM127 43H129V45H128ZM173 43H174V42H173ZM231 43H235L236 46L238 45V46H240V47H241V45H242V46L245 45V46L243 47V49L241 48L242 50L239 49V50H241L240 52H239V51L233 52V51L236 50V48H237L238 46L236 47L235 44H232V46H235V48L233 47V51H232V50H231V49H232V47H231ZM243 43H244V44H243ZM245 43H246V44H245ZM248 43H249V44H248ZM119 44H120V46H121V45H123V46H121V47H120V46H117V45H119ZM227 44H228L229 47L227 46ZM240 44H241V45H240ZM247 44H248V45H247ZM251 44H252V46L254 45L253 48H251ZM257 44H258V46H257ZM246 45H247V46H246ZM125 46H126V47H125ZM130 46H131V48H130ZM101 47H102V48H101ZM123 47H125V50H127V48H128V50H127V54H129V55H126V53L124 54L123 52H119V50H121V49H122L121 51H124V52H125V50L123 49ZM258 47H259V48H258ZM8 48H9V47H7V49H8ZM99 48H100V49H99ZM227 48H228V49H227ZM238 48H239V47H238ZM244 48H245V49H244ZM256 48H257V49H256ZM262 48H263V49H262L261 51H263V52H262L261 54H259V53H258V54H259L260 56H262V59H264V58H263V57H264V54H263V53H264V46H263ZM142 49H144V50H142ZM156 49H157V48H156ZM234 49H235V50H234ZM253 49H254V50H253ZM129 50H131V52H130ZM154 50H155V49H154ZM154 50H151V51L153 52ZM219 50H220V51H219ZM225 50H227V51H226V53L228 52L227 54H225ZM228 50H229V51H228ZM82 51H83V50H82ZM84 51L86 52V50H84ZM156 51H157V50H156ZM218 51H219V52H218ZM245 51H246V52H245ZM247 51H249V52H247ZM85 52H84V53L82 52L83 54L80 53V54H82L83 56L78 54V55H79V57H78V58H79L78 61H79V60L81 61V63H80V61H79V64H80L81 67L84 66L86 62H88L87 59L85 58V55H87V53L85 54ZM152 52H151V54H152ZM154 52H155V51H154ZM154 52H153V53H154ZM216 52H218V53H217L218 55L216 54ZM78 53H79V52H78ZM212 53H213V52H212ZM244 53H245V54H244ZM255 53H254V54H255ZM140 54H139V55H140ZM156 54H157V52L154 53V55H156ZM235 54H234V55H235ZM242 54H243V55H242ZM250 54H251V55H250ZM262 54H263V55H262ZM133 55H134V54H133ZM139 55H138V56H139ZM152 55H153V54H152ZM245 55H246V56H245ZM247 55H248V56L250 55L252 60L248 59V58H250V57H248ZM217 56H219V57H217ZM260 56H259V58H260ZM140 57H141V56H140ZM227 57H226V58H227ZM245 57H246V58H245ZM247 57H248V58H247ZM84 58H85V59H84ZM95 58H96V57H95ZM99 58H100V59H99ZM223 58H224V59H223ZM230 58H231V60H230ZM236 58H237V59H236ZM238 58H239V60H238ZM244 58H245V59H244ZM118 59H119V60H118ZM137 59H138V60H137ZM166 59H167V58H166ZM241 59H244V60H241ZM262 59L260 58V59H258V60L262 61ZM83 60H84V61H83ZM116 60H117V61H116ZM146 60H147V59H146ZM235 60H236V61H235ZM245 60H246V61L248 60V61H250V62H249V63H248V61L245 62ZM82 61H83V63H82ZM85 61H86V62H85ZM93 61H94V60H93ZM93 61H92V62H93ZM130 61H131L132 64H130ZM137 61H138V62H137ZM165 61H166V60H165ZM167 61H168V60H167ZM207 61H209V60H207ZM260 61H259V62H260ZM92 62L90 63V65H93ZM115 62H116V63H115ZM136 62H137V63H136ZM210 62H209V64H210ZM241 62H242V64L245 63V64H243L244 66H243L242 64H240ZM257 63H258V62H257ZM261 63H262V64L259 65V66H262L263 69H261V67L259 68L258 65H256L257 68H258V70L261 69V71H262V72H261V71L258 72V73H259V76H258V77H260V78H261L260 73H261V75H262V73H263V75H264V60H263V62H261ZM88 64H89V63H88ZM115 64H116V65H115ZM125 64H126V65H125ZM128 64L131 65V67H132L131 69H130V66H129ZM141 64H143V65L140 67ZM206 64H207V63H206ZM233 64H234V65H233ZM235 64H237V65H235ZM238 64H239V66H238ZM248 64H249V65H248ZM103 65H104V66H103ZM105 65H106L107 67H105ZM133 65H134V64H133ZM212 65L215 67L214 64H210V66H212ZM221 65H219V66L221 67ZM246 65H247V66H246ZM95 66H96V67L98 66V68L101 66V68H103V69L99 68L100 71H101V70H102V71H103V70L105 71V69H108V68H109L108 70H111V72L109 71V73H108V72H107L108 70H107V71H106L107 74H106L105 72H102V71H101V74H100L99 71L97 70L98 68L95 69ZM128 66H129V69H128ZM136 66H137V65H136ZM149 66H150V65H149ZM213 66H212V69H211V67H210V69L208 70V68H207V67H209V65H208V66L206 67V68H207L206 70H208L209 72H210V70H211V72H212V71H213V68H214ZM224 66L221 67L222 69H221L220 67H218V69H217V67H215V69H216V73H217V74H220V73H222L221 71L225 72L226 70H228V69H226ZM234 66H235V67H234ZM241 66H243V67H241ZM249 66H250V67H249ZM91 67H93V68H91ZM122 67H123V68H122ZM124 67H126L127 69L124 68ZM233 67L236 68V69H234ZM251 67H252V68H251ZM134 68H135V67H134ZM137 68H138V67H136V69H137ZM148 68H149V67H148ZM223 68L226 69V70H223ZM93 69H95L97 72H96L95 70H93ZM124 69H125V71H124ZM136 69H135V72H137ZM141 69H142V68H141ZM219 69H221V71H219ZM254 69H255V68H254ZM254 69H253V70H254ZM33 70H35V68H34ZM33 70H30V71H28V72L31 73ZM137 70L140 71L139 69H137ZM217 70H218L220 73H218ZM141 71H142V70H141ZM208 71H205V73H208ZM241 71H243V69H242ZM249 71H248V72H249ZM254 71H255V73H254L253 71H252V72H253L254 74H256V73H257V69H255ZM124 72H125L126 75H127V76L125 75V78L122 77V76H124L123 74H125ZM130 72H131V71H130ZM211 72H210V73H211ZM214 72H215V70L213 71V73H214ZM234 72L232 71V73H230V75H231V74H232L233 76H234V74L237 75V74H236L237 72H235V73H234ZM252 72H249V73H252ZM94 73L91 74V75H93L92 78H90V77H91L90 74H88V75L90 76V77H89V76H88V77H89L90 79H93V78L95 77ZM103 73H104V74H103ZM113 73H115V74L113 75ZM150 73H151V74H150ZM152 73L155 74L154 77H152V76H153ZM203 73H204V72H203ZM203 73H202V74H203ZM213 73H212V75L210 74V76H212L213 78H214V77L216 78L217 74H216V73L213 74ZM249 73H248V74H249ZM258 73H257V74H258ZM134 74H135V73H133V76H134ZM136 74H135V75H136ZM149 74H150V75H149ZM208 74H209V73H208ZM208 74H207V75H208ZM215 74H216V75H215ZM226 74H227V71H226V73H223V75H226ZM228 74H229V73H228ZM240 74H241V73H240ZM242 74H243V73H242ZM257 74H256V75H257ZM101 75H102V76H101ZM109 75H110V76H109ZM156 75H157V76H156ZM207 75L205 74L204 77L207 78L206 81H209V82H205V81H204L205 84H202V83H201V85H203V87H204V90H202V92H200V95H201V93H202V95H201L202 98H203V97L205 98V95H206V93H207V92L205 91V89L207 88L206 90L210 92V90H212V88L215 87V86L217 85V84H216V85H211V83L215 84L216 82H220L219 80H223V81H221L220 84H218V85H220L221 88H222V86H223V87L225 86V87H224L225 89H226V88H227V89H230L229 86H231L232 88H231V90H227V91L223 88L222 90L219 89V90H220V91H219V90H217V88L215 87V89H213L212 92H214V90H215L216 93H219V94H216V95H215V92L213 93V95L211 94V95H210V98L214 97V98H212V99H216V98H219V97H220V98H226V96H227V98H228V96H230L229 99H231V98L233 97V98L239 100V98L241 97V95H242V94L244 95V94L247 92L248 89L251 90V91H253V90H255L256 88H259V86H260V87H263L262 84H264V83H262V80L260 81V80L257 79V78H251V79H257V80L260 81V82H257V80H251V79L248 77V75H243L244 77H242V78H238V79H241V81H242L243 83H242L241 81H239L238 79H234L235 82H234V80L231 81V80L228 79L229 81H231V83L233 82L232 84H230L229 81L227 80V78H226L227 75H226V77H224V76L220 77V79H218V80H216V81H215V78L213 79L212 77H209V76L207 77ZM213 75H214V76H213ZM220 75H221V74H220ZM220 75H219V76H220ZM230 75H229V76H230ZM238 75H239V74H238ZM114 76H115V77H114ZM117 76H118V77L121 76L122 78L120 77L121 79H120V78L117 79V84H116V86L114 85V87H115V88L117 87V88H116V89L114 88L115 91H113V90H112V89H113V83H114V81H115V83H116V77H117ZM128 76H130V77H129L130 80H128V78H126V77H128ZM241 76H242V75H241ZM246 76H247V78H246ZM249 76H250V74H249ZM113 77L115 78L114 80H113ZM155 77H157V78H155ZM217 77H218V76H217ZM223 77H224V78H223ZM263 77H264V76H262V78H263ZM142 78H143V79H142ZM208 78H209V79L212 78V79H213V82H212V79H211V82H210V80H208ZM221 78H223V79H221ZM225 78H226V80H225ZM229 78H230V77H229ZM244 78H245L246 80H245ZM248 78L250 79V83H248V82H249V80H247ZM147 79H148V82H149V84H148L149 86L147 85L148 82H145V80L147 81ZM151 79H152V80H151ZM154 79H156V80L154 81ZM157 79H158V81H157ZM201 79H204V78H201ZM216 79H217V78H216ZM230 79H231V78H230ZM242 79H244L245 81H243ZM143 80H144V81H143ZM204 80H205V79H204ZM224 80H225V81H224ZM237 80H238L239 83L236 82ZM118 81H119V83H118ZM129 81H130V83H129ZM135 81H136V83H134ZM160 81H161V80H160ZM202 81H203V80H200V82H202ZM214 81H215V82H214ZM226 81H228V82H226ZM263 81H264V78H263ZM42 82H43V80H42L41 78H36V83H37V84L34 83V84H33V85H34L33 87H36V86L40 87L41 84L38 85V83H42ZM100 82H101V83H100ZM223 82H225L224 85L222 84ZM244 82H245V84H244ZM255 82H256L257 84H256ZM115 83H114V84H115ZM132 83H133V84H132ZM150 83H151V84H150ZM157 83H156V84H157ZM208 83H209L211 86H213V87L210 88V85H209ZM226 83H228L229 85H227ZM240 83H241L242 86H240ZM251 83H252V84H251ZM258 83H259L260 85H259ZM118 84H120V85H118ZM145 84H146V85H145ZM206 84H208L207 87H205ZM235 84H236V85H235ZM255 84H256V85H255ZM35 85H36V86H35ZM42 85H43V84H42ZM103 85H104V87H103ZM109 85H110V87L112 86V88H110ZM154 85H155V84H154ZM232 85H233V86H232ZM257 85H258V86H257ZM261 85H262V86H261ZM92 86H93V85H92ZM119 86H120V87H119ZM121 86H122V88H121ZM134 86H135V87H134ZM226 86H227V87H226ZM253 86H255V87H253ZM130 87H129V88H130ZM147 87H148V88H147ZM200 87L203 89L202 86H200ZM208 87H209L210 90H208ZM217 87H218V86H217ZM220 87H219V88H220ZM240 87H242V88H240ZM105 88H106V89H105ZM108 88H109L111 91H110V90H107ZM124 88H128V87H124ZM129 88H128V89H129ZM243 88H245V90H243ZM252 88H253V90H252ZM131 89H132V88H131ZM131 89H130L129 91H131V92L133 93V91H132ZM148 89H149V90H148ZM147 90H148V91H147ZM150 90L153 91V93H149ZM159 90H160V91H159ZM223 90L226 92V94H221V95H220L221 91H223ZM232 90H233L234 93L231 94ZM249 90H248V93L251 92V91H249ZM144 91H146V92H144ZM151 91H150V92H151ZM155 91H156V90H155ZM203 91H205L206 93L203 92ZM218 91H219V92H218ZM224 91H223V93H225ZM228 91H229V92H228ZM230 91H231V92H230ZM235 91H236V93H235ZM244 91H246V92H244ZM103 92H102L101 95H103ZM131 92H130V93H131ZM209 92L207 93L208 96H209V94H210ZM212 92H211V93H212ZM227 92H228V93H227ZM237 92H238V94H237ZM239 92H241V93H240L241 95L239 94ZM242 92H243V93H242ZM132 93H131V94H132ZM154 93H155V94H154ZM105 94H104V95H105ZM117 94H118V93H117ZM152 94H153V95H152ZM159 94H160V95H159ZM204 94H205V95H204ZM229 94H231V95H229ZM233 94H236V96L234 97ZM119 95H120V94H118V96H117L116 99H119ZM134 95L137 96L138 94H133V96H134ZM148 95H149V96H148ZM198 95H199V94H198ZM207 95H206V98H207ZM214 95H215V96H214ZM217 95H218V96H217ZM225 95H226V96H225ZM232 95H233V96H232ZM243 95H242V97H243ZM128 96H129V95H128ZM152 96H153V97H152ZM155 96H156V97H155ZM158 96H159V97H158ZM181 96L183 97L184 95H180V96H179L180 100H181V98H182ZM216 96H217V97H216ZM231 96H232V97H231ZM238 96H239V97H238ZM10 97H11V98H10L9 100H11V99L13 100V102H12V100H11V102H12L11 104H13V105L16 104V105H15L16 107H15V106H14V107H15V109L18 108V104H17L15 98H13L12 95H10ZM137 97H138V96H137ZM236 97H237V98H236ZM242 97H241V98H242ZM122 98H124V99L122 100ZM122 98H121V102H122V101H123V102L126 101V98H125V97H122ZM129 98H130V97H129ZM134 98H135V100H137L136 97H134ZM138 98H139V97H138ZM179 98H178V99H179ZM204 98H203V99H204ZM241 98H240V99H241ZM139 99H140V98H139ZM154 99H153L152 101H150V103H151V102H154ZM188 99H190V97H189ZM14 100H15V103H14ZM113 100H115V98H114ZM180 100H179V101H180ZM182 100H184V102H183ZM182 100L180 101V102H181L180 104H179V102L177 101V103H178L180 106H181L183 103L185 104V97H183ZM208 100H209V98H207V101H208ZM241 100H242V99H241ZM116 101H118V100H116ZM119 101H120V100H119ZM137 101H139V100H137ZM144 101L147 102V99H145ZM164 101H165V100H164ZM204 101H205V100H204ZM114 102H115V101H114ZM135 102H136V101H135ZM156 102H159V100H158V101L156 100L154 104H156ZM182 102H183V103H182ZM202 102H203V100H202ZM115 103H119V102H115ZM137 103H139V102H137ZM148 103H149V102H148ZM160 103L163 104V103H164L163 100H160V102H159L157 105H158V106L161 105ZM177 103H175V105H176V109L179 111V109L177 108V107H178V104H177ZM203 103H206V101L203 102ZM144 104H145V103H143L142 105H144ZM152 104H153V103H152ZM152 104H150V105H152ZM154 104H153V105H154ZM146 105H147V104H145L144 106H146ZM153 105H152V108H151V106H146V107H150V108L152 109V111H153V115H154V111H155L156 107H157L158 109H159V107L156 106V105H155V106H153ZM180 106H179V107H180ZM182 106H183V110H184V106H185V105H182ZM153 107H154V108H153ZM21 108H22V107H21ZM160 108H161V107H160ZM173 108H175V106H174ZM173 108H171V109H173ZM153 109H154V110H153ZM180 109H181V108H180ZM262 109H263V108H262ZM262 109H261V111L264 110V109H263V110H262ZM258 110H259V109H258ZM169 111H170V110H169ZM169 111L167 110V112H169ZM181 111H182V110H181ZM248 111L250 112L251 109H246V113H247V115H248V113H249ZM165 112H166V111H165ZM167 112H166V115H167ZM170 112H171V111H170ZM170 112H169L168 114H171V113H172V114L170 115V116H172V115H173V110H172L171 113H170ZM182 112H184V111H182ZM256 112H258V111H256ZM259 112H260V111H259ZM259 112H258V113H259ZM155 113L158 114V111H155ZM162 113H163V112H161V114H162ZM184 113H186V112H184ZM243 113H245V110H244ZM246 113H245V114H242V116L244 117V116L246 115ZM156 114H155V116H157ZM161 114H158V117H160V118H159L160 121H159L158 123H159V124H162V125L165 124V123H162V122H164V121H161V120H163V119H162L163 117L166 118L165 120H167V122H169V121H168L169 118H168L165 114H164V116L161 115ZM259 114H261V113H259ZM29 115L33 116V115L30 114V113H29ZM153 115H152V116H153ZM159 115H160V116H159ZM257 115H258V114H257ZM262 115H263V117H262ZM262 115H261V117H260V119L262 118L261 120H260L259 118H257V119H259V120H258V123L260 122V124H262V122H264V112H262ZM155 116H154V117H155ZM161 116H162V118H161ZM165 116H166V117H165ZM168 116H169V115H168ZM170 116H169V117H170ZM174 116H176V115H174ZM185 117H186V115H185ZM185 117H184V118H185ZM258 117H259V116H258ZM170 118H171V117H170ZM173 118H174V117H173ZM173 118H171V119L173 120ZM175 118H176V117H175ZM175 118H174V119H175ZM187 118H189V117H186V118H185V120H186L185 123H187V124H188V122L191 123L192 120H189V119H191V118H189L188 120H187ZM245 118H248V119H249V116H248V117L245 116ZM34 119H35V118H34ZM36 119H37V118H36ZM38 119H39V118H38ZM171 119H170V120H171ZM192 119H193V118H192ZM175 120H176V119H175ZM185 120H184V121H185ZM194 120H195V119H193V122H194ZM184 121H182V123L185 125ZM256 121H257V120H256ZM160 122H161V123H160ZM198 122H199V121H198ZM158 123H157V124H158ZM174 123H175V122H174ZM194 123H197V121L194 122ZM194 123H193V124H190V125H191L192 127L195 126V125H197V124H194ZM199 123H200V122H199ZM258 123L256 124V125H258V126L255 125V127H256L257 129H258V128H260V129H264V123L262 124V126L259 125ZM157 124H156V126L162 128V126H159V125H157ZM169 124H170V122H169ZM171 124H173V123H171ZM171 124H170V127L173 126V125H171ZM125 125H126V124H125ZM125 125H121V124H119V125H116L115 127L120 128V126H123L122 128L124 129V126H125ZM129 125H130L131 127L133 126V128H134V129L131 128V130L134 131V130L137 129V128L135 127V126H137V125H133L132 123H131V124L129 123ZM129 125H128V124L126 125V126L129 127L128 129H130V126H129ZM167 125H168V124H166V126H167ZM198 125H199V124H198ZM198 125H197V126H198ZM138 126H139V125H138ZM138 126H137V127H138ZM174 126H175V125H174ZM185 126H186V125H185ZM188 126H189V125H188ZM197 126L195 127V129L197 128ZM115 127H114V128H115ZM158 127H157V129H158L157 131L167 130L168 133H171V132H172V129L174 128V127H173V128H168V127H165V126H164L165 128H164L163 130H161V129L158 128ZM118 128H117V132L120 131L119 133H121V134H122V133H125V134L129 133V132H127V131H128L127 127H126V130H125L126 132H124V130H123L122 128H120V130H118ZM186 128H187V127H186ZM189 128L192 129V130H194L193 132H196V131H197V133H198V131H199V129H198L199 127L197 128L198 130H196V131H195L194 128H191V127H189ZM251 128H252L251 131L249 130L248 133L253 132L252 130H254V129H253L254 127H251ZM256 128H255V129H256ZM4 129H6V128H4ZM8 129H10V128H8ZM8 129H7V131H8ZM115 129H116V128H115ZM139 129H141V128H140V127L138 128V131H137V132H138V135H139V136H137L136 139L139 140V141H141V142H143L144 139H145L146 142H144V144L147 145V143H148L147 141H148V140H146V138H147L148 136H147L146 138L144 137V136H146V135H144L143 137H140L141 134H140L139 131H141V130H139ZM190 129L187 128L186 131H187V130L189 131ZM0 130H1V129H0ZM10 130H12V129H10ZM131 130H129V131L131 132ZM170 130H171V131H170ZM246 130H247V129H246ZM246 130L244 129V131H246ZM2 131L4 132V131H6V130H3V129H2ZM7 131H6L5 135H6L7 133H9V131H8V132H7ZM133 131H132L131 133H129L128 135H129V136H132L133 139H134V138H135V135H136V133H135L136 131H134V133H135L134 135L132 134ZM167 131H166V132H167ZM183 131H184V130H183ZM164 132H165V131H164ZM119 133H118V135H120ZM141 133H143V132L141 131ZM197 133H194L195 137H196L197 135H199V136L201 135V134H199L200 132H199L198 134H197ZM248 133H246V134L248 135ZM10 134H11V137H12V135H13V130H12L11 133H9V135H8V134L6 135V136H8L7 138H10ZM130 134H132V135H130ZM163 134H166V133H163ZM196 134H197V135H196ZM246 134H244L245 136L242 135V138L244 137V141L247 143V142H248L247 139H248L249 135L246 136ZM167 135H168V134H167ZM167 135H164V136L167 137ZM171 135H172V133H171ZM13 136H14V135H13ZM139 137H140V138H139ZM168 137H170V136H168ZM168 137H167V138H168ZM245 137H246V139H245ZM97 138H98L99 142H101V140H100L101 137H97ZM143 138H144V139H143ZM148 138H149V137H148ZM197 138H198V137H196V139H197ZM200 138H201V137H200ZM131 139H132V138H131ZM133 139H132V140H133ZM136 139H135V141L133 140V142H135V144H136V143L139 144V141H136ZM149 139H150V138H149ZM168 139H169V138H168ZM198 139H199V138H198ZM198 139H197V140H198ZM215 140H216L215 138L213 139V141L211 140L212 142L209 141V140H207L208 143H205L206 145H204V144L201 145V146L204 145L203 148H202L200 145H199V146H198V145H197V146L195 145L196 147H195V146H191V147H193V148H191V149H192V150H191L189 147H188V148H189V149H188L187 146H184L185 148L182 147V148H184V150H183L184 153H183L182 150H181L182 148L180 149L182 154L180 153L181 156H179V157H180V160H181V159L183 160V162H181V163H183V164L185 165V164H188V161H189V163H190V161H193V163H194L195 165H196L197 163H198V165H200V167H199L198 165H196L195 168H193L195 171H193V169L186 170V174H185V176H183V180H184L186 183H185V185L181 183L182 186H183V185L185 186V190H184V189H183L184 191L182 190L184 193H185V192L188 193V191H189V189H190V185H192L193 183H196L195 185L193 184V185L196 186V187L199 186V183H200V185H201V183H202V181H203V179H202L203 176H201L202 173H203V171H207V170H208V171H212L213 168H217V167H215V166H216L215 163H214L215 165L213 164V165H214L213 167L211 166V167H212L211 169H210V165H209V164H211V163L213 162V160H216V159H214V158H215V155H214V154H215V153L218 154V152H216V150H218V145H216L217 140H216V141H215ZM168 141H169V140H168ZM242 141H243V139H242ZM131 142H132V141H131ZM133 142H132V143H133ZM141 142H140V145L142 144V145L144 146V144L141 143ZM214 142H215V143H214ZM245 142H242V143L245 144ZM149 143H150V142H149ZM198 143H199V142H198ZM211 143H212V144H211ZM150 144H151V143H150ZM150 144H149V145H150ZM196 144H197V143H196ZM214 144H215V145H214ZM247 144H248V143H247ZM247 144H245V147H244V145H241V146L244 147L245 150L243 149V147H242V148L240 147V148L243 149L245 152L248 153L247 150H248L249 148H248L247 146H249V145H247ZM132 145H133V144H132ZM132 145H130V147H131ZM142 145H141V148L145 149V148H144L145 146L142 147ZM156 145H157V146L151 148V155H154V156H155V155L158 153L157 151H158V145H159V144H156ZM210 145H211V146H210ZM207 146H208V147H207ZM204 147H205V148H204ZM246 147H247V148H246ZM194 148H196V149H194ZM214 148H215V149H214ZM240 148H239V149H240ZM263 148H264V146H263ZM193 149H194V150H193ZM202 149H203V150H202ZM241 149H240V150H241ZM214 150H215V151H214ZM252 150H253V149H250L249 151L252 152ZM190 151H191V152H190ZM193 151H194V152H193ZM153 152H154V153H153ZM72 153H73V152H72ZM155 153H156V154H155ZM212 153H214V154H212ZM23 154L25 155L26 153H23ZM197 154H198V155H197ZM204 154H205V155H204ZM67 155H70V153L67 154ZM212 155H213V156H212ZM29 156H30V154L28 155V158H29ZM202 157H203V158H202ZM204 157H205V158L207 157V158H209V159H210L211 157H212V158H211L210 161L207 160V158H206V159L204 160V164H202V163H203L202 161H203ZM236 158H238V157H235V158L233 157V158H231V161L229 160L231 163L229 162L230 164H228V168H227L228 171H231L230 168H234V167H236L235 169H237V165H238V167H239V159H236ZM212 159H213V160H212ZM235 159H236V160H235ZM206 160L209 162V163H207V164L209 165V169H210V170L207 169V168H208V165H206V162H207ZM233 160H234V161H233ZM237 160H238V161H237ZM195 161H196V163H195ZM235 161H236V162H235ZM186 162H187V163H186ZM200 162H202V163L199 164ZM214 162H215V161H214ZM251 162H253V161H251ZM258 163H259V164H255V166H254V163H250V162H249V164H252V165H246V167H247V168H248V167L250 168V170H247V171H249V172L252 171L251 169H253V168H251V167H253V166L255 167V169H253L252 172H253V174H255L256 176L253 175V178H252V180L250 181V182H251L250 184L253 183L252 186H254V184H255L254 187L257 188V186H258L259 189H260V187H262V188L260 189L259 194L261 193V197H260L261 199H260V201H262L263 204H262V203L259 204V205H260L259 207H260V208H264V192H262V191H264V162H262V163L258 162ZM184 165H183V166H184ZM203 165H204V166H203ZM205 165H206V166H205ZM231 165H232V166H231ZM186 166H187V165H186ZM256 166H257V167H256ZM244 167H245V166H244ZM246 167H245V168H246ZM184 168H185V167H184ZM247 168H246V169H247ZM249 168H248V169H249ZM185 169H187V168H185ZM235 169H234V170H235ZM196 170H197V171H196ZM232 170H233V169H232ZM254 170H256V172H255ZM190 171H191V172H190ZM259 171H261V172H259ZM188 172H189L190 174H189ZM254 172H255V173H254ZM257 172H259L260 174L257 173ZM69 173H70V176L68 177V181L66 180V182L68 183V182L71 181L72 184H73V183H76V178H77L76 175H75V174L73 175V172H71V171H70ZM193 173H194V174H193ZM256 173H257V174H256ZM187 174H189V175L187 176ZM258 174H259L260 176H258ZM186 176H187V177H186ZM189 176H190V177H189ZM200 176H201V177H200ZM214 176H215V177H214ZM216 176H217V175H213V176H211V177L213 178V179H212V182H215V183L213 184V185H214V188H210V187L213 186V185H210L209 188H208L209 185L207 186V192L210 191L209 194H210V198H211L212 202H211L210 198L207 197V198H206L207 200H205V199L202 200V199H201V202H200V200H196V202L199 203V204H197L196 202L193 201L192 206H194V208H195V206H196L197 209H198V207H200V206H201V207L204 206V208H201V207H200V208L198 209V210H200V211H201V210L203 211V212L200 213V215H205L204 212H205L206 210H211V211H213L211 214H214V216H215L218 220L220 219V221H221L222 218H223V220H222L223 223H222V222H221V223L223 224L222 227L224 226L225 229L222 228V230H223V231L225 230V231H226V234H224V233H225V232H224V233L222 234V237L220 238L221 235H219V237H218L217 234H215V233L213 232V234L215 235V236H214V235L212 234V231H214V230H213L214 228L209 229L211 226H209V228H208L207 226H206V228H203V227H205V224H203V226H202V225H199V224H197V223H195V224H194V223H191V221H188V220H187L188 222H187V225H186L187 228H189V230H190L191 228H193V227H194V228H193L194 230H195V229L198 230V229L201 228V229L204 230V231L201 230V231H203L204 233L207 232V231H209L207 234H208L209 237H210V236H211V237L213 236L212 238L210 237L212 240H217V239L219 240V241H218V240H217V241H213V242H215V243H213V245L216 244V243L218 244V243L220 242L218 245H215L216 247H217V246L219 247V245L221 244L220 247H219L220 249H217L216 247H215V248L217 249L216 252L221 253V254H223L222 252L225 253V255H224V254L221 255V256H220V254L218 255V257L220 256V259L222 260V261H221L222 264H224V263H225V264H262V263H264L263 260H262L263 262L261 261L262 263L260 262L261 258H263V257L260 258V256H261L262 254H264V229H262V228H264V227H262L261 230H259V233L262 234L261 236H260V235H259V236H257V235L255 236V232H254V230H256V229L247 228L248 223H249V220H248L247 218H249V216H250L249 214L252 212V211H251V210H252L251 208L255 206V204L253 203L254 200L250 197L247 188H246L244 185H242L241 183H238V182H237L238 184H237L236 182H235V183H234V182L231 183V182H229L230 180H226L228 177H224V178H222V176H217L218 178L220 177V178H219L220 180H219ZM184 177H186V179H185ZM194 178H195L197 181L194 180ZM214 178H215L216 180H214ZM192 179H193V180H192ZM199 179H200L201 181H200ZM228 179H229V178H228ZM257 179H258V180H257ZM213 180H214V181H213ZM189 181H190V182H189ZM216 181H217V182H216ZM221 181H222V182H221ZM237 181L240 182V179L237 180ZM192 182H193V183H192ZM220 182H221V184H220ZM223 182H224V183H223ZM45 183H46V182H45ZM45 183H44V185H45ZM47 183H48V182H47ZM47 183H46V185H45L46 189L48 188L47 186H49V184H47ZM190 183H191V184H190ZM216 183H217V184L219 183V184L217 185ZM197 184H198V185H197ZM202 184H203V183H202ZM240 184H241V185H240ZM193 185H192V186H193ZM206 185H207V184H206ZM206 185H205V186H206ZM219 185H220V186H219ZM256 185H257V186H256ZM184 186H183V187H184ZM221 186H222V187H221ZM219 187H220L221 189H220ZM186 188H187V189H186ZM194 188H195V187H194ZM210 189H211V190L213 189V191H211ZM218 189H219V190H218ZM243 189H244V190L246 189L247 191H244ZM257 189H258V188H257ZM259 189H258V190H259ZM262 189H263V190H262ZM44 190H45V189H44ZM133 190H134V189H132V194H134L135 191H136V190H134V191H133ZM220 190L223 191L222 193H223L224 195L221 193ZM261 190H262V191H261ZM217 191H218L219 193H218ZM67 192H69V193H66V192H63V193L66 194V195L69 194V198H70L73 202H75V198H73V199L71 198V197H72V195H70V194H71V191L67 190ZM183 192H182V193H183ZM211 192H212V193H211ZM214 192H216L217 194H215ZM257 192H258V191H257ZM40 193L42 194L43 192L39 191L38 194H36V198H37V200H38V199H39V200L41 199V197H40ZM180 193H181V192H180ZM72 194H73V193H72ZM90 194H92V195H91V197H89V201H88V198H87V201H88V202H90V201H94V199H95V197H93V196H94V195H93L94 192H93V193H90ZM209 194H208V195H209ZM212 194H213V195L215 194L216 196H215V195L213 196ZM218 194H219V195H218ZM38 195H39V196H38ZM191 195L193 196V194H191ZM58 196H59V195H56V196L53 195V199H54V197H55V198H56L55 200H58V199H59ZM67 196H68V195H67ZM89 196H90V195H89ZM211 196L213 197V199H212ZM218 196H219V197H218ZM39 197H40V198H39ZM73 197H75V196H73ZM42 198H43V197H42ZM69 198H67V199L70 201ZM93 198H94V199H93ZM225 198H226V199H225ZM250 198H251V200H250ZM44 199H45V198H44ZM48 199H49V198H48ZM51 199H52V198H50L49 200H46V199H45V200H41L40 202L45 201V202H43V203H46V204L49 203L48 205H50V206H52L53 203H54L55 208H58V209L60 208V210H61V207H62V205H61V204H62V203H61V200L59 199L60 202H59V200H58V201H56V202H57V203H56V202H53V201H55V200L52 199V200H53V201H52ZM67 199H66V200H67ZM90 199H91V200H90ZM92 199H93V200H92ZM134 199H135V200H134ZM137 199H138V198H135V197L133 198V200H134L135 202H137V204H135L134 201L132 200V201H133V202H132V203H133V209H134V206H135V205H138V204H139V205H138L137 209H138L139 207H140V208L143 207V203L140 201V199H138V200H137ZM208 199H209V200H208ZM39 200H38V201H39ZM50 200H51L52 202H51ZM62 200H64V199H62ZM76 200H79L78 197L76 198ZM97 200H98V201H97ZM97 200L94 201V202H96V204L99 203V204H98V205H99V208H98V207H97V208L95 207V208H96V210L98 209L99 212H100V210H101L100 214L103 215V214H104V213H103L104 210H103V208L100 209V207H102V206H100V204H101L103 201H102L101 199H97ZM219 200H220V201H219ZM49 201H50V202H49ZM72 201L69 202L70 205L73 204ZM203 201H205V202H203ZM206 201H207V202L209 201V203H206ZM225 201H226V202H225ZM228 201H229V202H228ZM236 201H238V203H237ZM244 201H245V202H244ZM251 201H252V202H251ZM58 202L61 203V204H60L61 207L58 205V204H59ZM62 202H63V201H62ZM94 202H93V204H95ZM97 202H98V203H97ZM140 202H141V203H140ZM202 202H203L204 204H203ZM240 202H241V203H240ZM243 202H244V203H243ZM65 203H66V202H65ZM69 203H66L67 206H69ZM71 203H72V204H71ZM75 203H76V202H75ZM75 203L73 204V206L66 207V208H65V207L62 208L63 210H64V209L66 210V212H64V213H63V210H61L62 213H63V214L66 213L67 216H72V217H73L74 214H75V216H76L77 214H81L82 212H81V213H78L79 211H78V212H76V210L73 211L74 209H72L73 213L69 211V210H71V208H75ZM153 203H154V202H153ZM153 203H152V205H154ZM157 203L160 204V202H157V201H156L155 204L158 205ZM214 203H215V204H214ZM233 203H234V204H233ZM56 204L58 205V207H57ZM66 204H64V205H66ZM93 204H90V205L93 206ZM96 204H95V205H96ZM134 204H135V205H134ZM200 204H201V205H200ZM202 204H203V205H202ZM216 204H217V205H216ZM221 204H223V205L220 206ZM224 204H225V205H224ZM230 204H232L233 206L230 205ZM236 204H237V205H236ZM54 205H53V206H54ZM95 205H94V206H95ZM101 205H102V204H101ZM152 205H151V207H153ZM156 205H155V207H156ZM169 205L172 206V204H169ZM197 205H198V207H197ZM238 205H239V208H238ZM241 205H243V206H241ZM261 205H263V207H262ZM84 206H85V205H84ZM84 206H83V208H84V210H85V208H86L87 206H85V207H84ZM158 206L161 207V206H163V205L160 204V205H158ZM158 206H157L156 208H159ZM166 206H167V205H166ZM170 206H168V207H169L170 209H172L173 206H172V207H170ZM210 206H211V207H210ZM215 206L217 207V209H215V208H216ZM225 206H226V208H225ZM230 206H231V207H230ZM245 206H246V207H245ZM163 207H164V206H163ZM163 207H162V208H163ZM219 207H220L221 209H219ZM222 207H224L223 211H222ZM236 207H237V208H236ZM240 207H241V208H240ZM247 207H249V208H247ZM53 208H54V207H53ZM83 208H82V209H83ZM169 208L166 207L165 209H162L163 212H161V209H160V212H157V210H156V212L159 213V214H157V213L155 214V212L152 211V210H154L155 208H154V209L151 208V209H152L151 211L153 212V214H152V212H151V214L153 215V217H152V215H150V216H151L152 218H154V219H155V217H156V218H159L158 220H157V219H155V220H157L158 223H160V222H161L160 220H164L165 217H166L167 219L170 217V212H169L170 209H169ZM135 209H136V207H135ZM137 209H136L135 211H137ZM168 209H169V210H168ZM238 209H239V210H238ZM250 209H251V210H250ZM67 210L69 211V213H68L69 215L67 214ZM138 210H139V209H138ZM158 210H159V209H158ZM224 210H225V211H224ZM248 210H249V212H248ZM94 211H95V210H94ZM167 211H168V212H167ZM218 211H219V212H218ZM230 211H231V212H230ZM233 211H235V212H233ZM246 211H247V212H246ZM59 212H60V211H59ZM74 212H75V213H74ZM95 212H96V213H95ZM95 212H93V213H94L93 218L91 217V220H92V221H94L93 219L99 215V213H98L97 211H95ZM220 212H222V213L219 214ZM225 212H226V213H225ZM229 212H230V214L233 212V216H234V218H235V216H236V218L234 219L231 215H229ZM76 213H77V214H76ZM97 213H98V214H97ZM102 213H103V214H102ZM165 213H169V215H165V217H164V214H165ZM172 213H173V212H172ZM202 213H203V214H202ZM248 213H249V214H248ZM72 214H73V215H72ZM106 214L108 215V212H106ZM106 214H105V215H106ZM234 214H236V215H234ZM243 214H244L245 216H244ZM95 215H97V216H95ZM101 215H99L98 218H101ZM107 215H106V216L103 215L102 218L107 217ZM156 215H157V216H156ZM179 215H180V214H179ZM183 215H184V214H183ZM183 215H181L182 218H183ZM225 215H227V218L225 217ZM218 216H219V218H218ZM230 216H231L232 218H231ZM162 217H163V218H162ZM176 217H177V216H176ZM181 217L179 216L180 220H179V218H177L179 222H183V221H185V220L187 219V218L184 217V220L182 221V218H181ZM221 217H222V218H221ZM75 218H76V219H75ZM78 218H79V217H74V222H75V221H78V220L80 221V219H78ZM161 218H162V219H161ZM225 218H226V219H225ZM237 218H238V219H237ZM105 219H106V222H105V220L103 219V220H104L103 223H107V224H104V226H102V227H101V225H102L103 223L101 224L100 222H98V223H100L101 225L98 224V223L96 222V219H95V222H92V221H91V223H94V224L91 225L92 228L89 227V228L92 229V231H93V229H94L93 227L97 226V224H98L97 227L100 226V227L102 228V229H100L101 232H99V233H97V232H93V233H96V234H93L92 231H88V230H89L88 228H87V230H86V233H85V231H82V232H81V230H82L85 226H84V227L82 226L83 228L79 227V228H81V230H80V229H79V230H78V229H74V228L71 226V227H70V228H71V229H70V232H71L72 229H74V233H76V234L79 233V234H80V235L78 234L77 236H75V234H73L74 239H75L76 237H80V236H82L81 238H77V239H75V241H76L75 243H77L76 245H80V243H81V246L78 247V246L75 245V246L77 247V249H76V247H73V248L76 249L77 251H79L78 248H81L82 245H83V249H84L83 251H84V252H83V251L81 252L82 249L80 250V252H81V258L83 259L84 257H85V258L87 257L89 260L86 258L84 261H87V260H88V261H90V262H88V263H91V264L93 263V258L95 259V256H96V258L100 256V257H102V259H104L103 257L105 256L104 254L106 253V251H107V253H108V251H109L110 253H108V255H107V253H106V255H107L106 258H107V259H105V260H102V259H101V261L103 262L102 264H106V263H108V264H113V263H115V260H116L115 258H118V254H119L120 256L123 254L124 256H123V257H122V256H121V257L119 256V258H118V260H116V263H115V264H124L125 262H127L126 264H128V261H126L125 259L128 258V256H129V258L127 259V260H129L130 257H131V256H130V253H129L130 250H128V249H130L129 247H132V246H131L132 244H131V245L129 244L130 246H128V245H123V244L120 245L119 242L116 241V240H118V239H116V238H119L120 241H121L120 243H122V239H123L124 235H119V236H118L115 232L110 231V229L112 228V227L110 226V225H111V224H110L111 221L109 220L110 223H108V222H109V221L107 222L108 219H107V218H105ZM154 219H152V220H154ZM242 220H243V221H242ZM244 220H245V221H244ZM246 220H247V221H246ZM97 221H99V219H98ZM203 221H204V220H203ZM230 221L233 222V224H232ZM240 221H241V222H240ZM40 222H41V221H40ZM243 222H244V223H243ZM245 222H247V223L245 224ZM42 223H43V221H42ZM77 223L79 224V222H76V225H75V226H77ZM95 223H96V225H95ZM189 223H191V224H189ZM40 224H41V223H40ZM71 224L74 225L75 223H74V224L71 223ZM71 224H70V225H71ZM109 224H110V225H109ZM226 224H227V225H226ZM234 224H235V225H234ZM238 224H239V225H238ZM70 225H69V226H70ZM79 225L81 226V224H79ZM106 225H108L109 227L107 226V227H108V228H107ZM191 225H192V226H191ZM194 225H195V226H194ZM231 225H232L233 227H232ZM75 226H74V227H75ZM89 226H90V225H89ZM190 226H191V227H190ZM226 226H227V230H226ZM238 226H239V228H238ZM241 226H243V227H241ZM100 227H99V228H100ZM105 227H106V228H105ZM228 227H229V228H228ZM230 227H232L233 229H231ZM244 227H246V228L249 229V230H247V231L244 230V229H245ZM248 227H249V226H248ZM68 228H69V227H68ZM68 228H67V230H69ZM95 228H96V227H95ZM99 228H98V229H99ZM103 228H105V234H103V231H104ZM207 228H208V229H207ZM45 229H48V228H45ZM45 229H44V230H45ZM85 229H86V228H84V230H85ZM91 229H90V230H91ZM98 229H97V230H98ZM193 229H191V230H193ZM205 229H206V231H205ZM228 229H229V230H228ZM237 229H238V230H239V229H242V230H240V231H235V230H237ZM251 229H252L253 231H250ZM44 230L42 231V233H43V235H44V238H48V241L52 243V241L54 240V238L52 237L53 234H54L53 231H52V232H51V231L49 232L48 230H45V231H44ZM75 230H76V232H75ZM100 230H99V231H100ZM102 230H103V231H102ZM111 230H112V229H111ZM230 230H231V231H230ZM232 230H233V231H232ZM46 231H47V232H46ZM95 231H96V229H95ZM108 231H109V234L107 233ZM229 231H230V234H231V235L233 234V238H234V234H235V238H234V239H236V238L240 235L239 238H237L235 241H233V239H232V241H231V237H232V236L229 234ZM243 231H244V232H243ZM48 232H49V233H48ZM80 232H81V233H80ZM112 232H113L114 234H113ZM210 232H211V233H210ZM227 232H228V234H229L231 237L228 236ZM234 232H235V233H234ZM236 232H237V235H236ZM238 232H239V233H238ZM253 232H254V233H253ZM262 232H263V233H262ZM50 233H51V235H50ZM91 233H92L93 235H92ZM111 233H112V234H111ZM204 233H203V234H204ZM259 233H258V234H259ZM87 234H88V235L90 234V235L87 236ZM98 234H101V235H100V236H101V237H100L101 239L99 238V235H98ZM102 234H103L104 236H103ZM210 234H211V235H210ZM91 235H92L93 237H92ZM106 235H108V236H106ZM109 235H110V236L112 235V236L110 237ZM116 235H117V236H116ZM223 235H226V237L224 236V238H223ZM241 235H242V237H243V235H244V238H243V239H241V238H242ZM85 236H86V237H85ZM94 236H98L97 239H98V238H99V239H98L97 241H96V239L91 240V239L94 238ZM120 236H121V238H120ZM200 236H201V235H200ZM216 236H217V237H216ZM227 236H228L229 238H228ZM49 237H50V238H49ZM51 237L53 238L52 241H50V239H52ZM103 237H105V238L103 239ZM106 237H107V238L110 237L111 239L108 238V239H109V240H108V239H106ZM114 237H115V238H114ZM209 237H208V238H209ZM214 237H215L216 239H213ZM246 237H247V238H246ZM258 237H259V238H258ZM262 237H263V238H262ZM82 238H83L85 241H86V240H87V241L85 242ZM199 238H200V237H199ZM222 238H223V240L225 239L224 242H223ZM254 238H255V239H254ZM78 239H79V240H78ZM211 239H210V240H211ZM226 239H227V240H226ZM238 239H239V240H238ZM260 239H261V240H260ZM81 240H82L83 242H82ZM112 240H113V241H112ZM228 240H229V241H228ZM240 240H242V241H247V242H244V243H243V242H238V241H240ZM80 241H81V242H80ZM107 241H110V242L108 243ZM114 241H116L117 244H116V242H115V244H113L112 242H114ZM258 241H259V242H258ZM88 242H89V243H88ZM226 242H228V243H226ZM229 242H230V243H229ZM231 242H233L234 244L231 243ZM235 242H236V243H235ZM252 242H255V243L252 244ZM257 242H258V243H257ZM78 243H79V244H78ZM92 243H93L94 245H95V243H97V246H95V247H98V244H99V246H100L101 248L99 247L98 249H99L100 251L97 250V248H96L97 252L94 251V250H95V247L93 248L94 245H93ZM101 243H102V244H101ZM104 243H105V246L103 245ZM106 243H108L109 245L106 244ZM111 243H112L113 245H112ZM123 243H124V241H123ZM238 243H239V245H242V246H244L243 244H245V243L248 244L249 249L254 250L255 252H257V250L259 251V250L261 249L259 252H257V253L259 254V256H258L259 258L257 259V256H255V260L259 261V263H258L257 261H255L254 259H251V258H253L254 256H252V257L250 256V258H249V257H246V256H249L247 253H246L247 255H244V254L242 255V256H245V258L243 257L244 259L241 258L242 256H241V257H238L236 251H233L234 249H237ZM241 243H242V244H241ZM250 243H251V245H250ZM256 243H257V244H256ZM84 244H85L86 246H85ZM90 244H91V246H90ZM118 244H119L120 246H119ZM154 244H155V243H154ZM154 244H153V245H154ZM222 244H223V245H222ZM255 244H256V245H255ZM101 245H103L104 247L101 246ZM122 245H123L124 247H123ZM133 245H134V244H133ZM157 245H158V244L156 243L154 246H157ZM232 245H233V246H232ZM234 245H237L236 248L234 247ZM253 245H254V246H253ZM51 246H52V247L50 248V250H48V251H50V252H54V251H56V250H58V249L60 248L59 245L57 246V244H56V245L54 244V245H51ZM84 246H85V247H84ZM112 246H114V247H112ZM117 246H118V247H117ZM125 246H126V247H125ZM198 246H199V247H198ZM198 246H197L196 249H195L196 251H198V253H195V254H196V256H199V255H197V254H200V256H199L198 259H201V258H202L201 260H198V261H197V257H195V256L193 255V253H191L190 256H192L191 258L195 257V259L193 258V259L196 261V262L194 261V263H193V259H191L192 262L189 263V261H191V260H189V261L187 260L188 262H187V261H181V259H180V260L177 259V258L174 259V258L172 257L173 255L170 254L171 256H169V258H168V262L171 263V264H179L180 261H181L180 264H184L183 262H185V264H205V263L208 261L206 264H208V263H209V264H213V263H215V262H216V264H217V263H218V264H221L220 262H217V261H218V260H217V257H216V261H214L215 259L213 260V258H214L213 256H212V257L208 256L209 254L206 253V252H207L206 250H208V249H206V247L204 248V247H203L204 245H203L202 243L199 244ZM111 247H112V248H111ZM119 247H120V248H119ZM133 247H136V245H134ZM224 247H225V248H224ZM245 247H247V245H245L244 248H245ZM248 247L246 248L247 250H249ZM250 247H252L253 249L250 248ZM256 247H258V249H257ZM90 248L92 249V251H91ZM102 248H104V249H103L104 252H103ZM106 248H107V249H106ZM113 248H114V250H113ZM117 248H118V249H117ZM121 248H122V250H123L122 254H120V252H119V251H122ZM127 248H128V249H127ZM228 248L231 249V250H229ZM254 248H255L256 250H255ZM108 249H109V250H108ZM125 249H126V250H125ZM225 249H227V250H225ZM65 250H66V249H64V251L61 250V251H62V252L60 251L61 253L58 251V253L63 254V255H65V253L69 254V251H68V250L65 251ZM105 250H106V251H105ZM110 250H111V251H110ZM117 250H118V251H117ZM218 250H220V252H219ZM222 250L227 251V255H228V256L226 255V252H225V251H222ZM93 251H94V252H93ZM98 251H99L101 254H100ZM200 251H201V252H200ZM228 251H229V252L231 251L230 254H229ZM249 251H250V250H249ZM254 251H252V252H254ZM261 251H262L263 253H261ZM89 252H90V253H89ZM114 252H115V253H114ZM118 252H119V253H118ZM232 252H233V253H236V256H235V254H234L233 256H231V255H232ZM83 253H84V254H83ZM98 253H99V254H98ZM102 253H104V254H103L104 256L102 255ZM111 253H112V254H111ZM244 253H245V252H244ZM67 254L64 256V259H65V260H69V255H67ZM82 254H83V255H82ZM85 254H86V256H84ZM126 254H129V255L126 256ZM181 254H182V253H181ZM204 254H205V255H204ZM206 254H207V255H206ZM258 254H257V255H258ZM98 255H99V256H98ZM109 255H110V256H109ZM111 255H112L114 258H112ZM116 255H117V257H115ZM240 255H241V254H240ZM240 255H239V256H240ZM82 256H83V257H82ZM180 256H182V255H180ZM201 256H202V257H201ZM226 256H227V257H226ZM262 256H264V255H262ZM91 257H92V260L90 259ZM100 257H99L98 260H100ZM124 257H126V258L124 259ZM204 257H206V258L204 259ZM229 257H230V258H229ZM233 257H234V258H233ZM120 258H121V259H120ZM170 258H172V259H170ZM210 258H212V259H210ZM227 258H228V259H227ZM237 258H238V259L241 258L240 260H241V261L243 260V261L241 262V261L238 260ZM109 259H110V262H108ZM114 259H115V260H114ZM131 259L133 260L134 258L131 257ZM136 259H137V258L135 257V260H134L133 262L131 261L132 263H131L130 260H129L130 264H133V263L135 264L136 262H137L136 264H139V263H138L139 260L137 261ZM169 259H170V260H169ZM223 259H224V260H223ZM263 259H264V258H263ZM98 260L95 259L93 264H95L96 261H97L96 264H101V261L99 262ZM124 260H125V262H124ZM143 260H144V259H143ZM146 260H147V261H146ZM146 260H144L143 262H141L142 260H140V262H141L140 264H144L145 262H147L148 264H150V263H152V264L158 263V264H159V263H160L159 260L152 261V262L148 261V259H146ZM171 260H172V261H171ZM203 260H206V261L203 262ZM232 260L234 261V263H233ZM244 260H245V261H244ZM248 260H249V261H248ZM105 261H106V262H105ZM112 261H114V262L112 263ZM121 261H122V262H121ZM209 261H210V262H209ZM212 261H213V263H212ZM252 261H253V263H248V262H252ZM149 262H150V263H149ZM223 262H224V263H223ZM226 262H227V263H226ZM88 263H87V264H88ZM147 263H145V264H147Z\"/></svg>", "mask_w": 264, "mask_h": 264}]
</instances>
